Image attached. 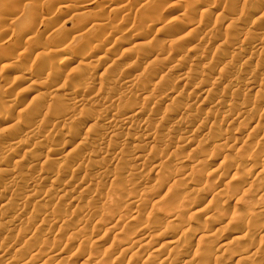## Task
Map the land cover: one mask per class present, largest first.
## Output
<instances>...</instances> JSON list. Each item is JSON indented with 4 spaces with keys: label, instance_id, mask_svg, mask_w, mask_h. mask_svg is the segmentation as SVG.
I'll use <instances>...</instances> for the list:
<instances>
[{
    "label": "rangeland",
    "instance_id": "obj_1",
    "mask_svg": "<svg viewBox=\"0 0 264 264\" xmlns=\"http://www.w3.org/2000/svg\"><path fill=\"white\" fill-rule=\"evenodd\" d=\"M191 1L192 2L196 1L198 3V7H201L200 8L201 10L207 9L208 8L207 6H209V5H211V6L215 5L217 9H216V11H214L213 14L202 19L203 20V22H202L201 19H199V17H198L199 16L197 14L198 12L193 13L194 12L193 7L195 5H197L196 2L194 4V2L192 3ZM154 3H157L158 5L157 4L155 5ZM260 3H261V5H260ZM263 3H264V0H225V1L224 0H158V2H157V0H156V2H155V0H65V1L64 0H0V19H1L0 20V46H3L6 44L5 46L0 48V114L5 116V117H7V114H9L7 118H9V121H11V122H7L5 125H2V126L0 124V131H1L0 132V143H1L0 144V161L4 157L5 160H2L1 162H3V161L6 162V163L4 162L5 164H2L0 162V165H1L0 166V171H1V173H0V187L4 188V190L0 188L1 192L3 191L2 193L0 192V215L3 214L2 215L3 217L0 216V224L4 223L3 227H1V225H0V257H1L0 258V264H8L9 261L7 262V259L15 260L14 257L17 258L18 254L21 255L18 258H20V257H26L27 258L28 257V259H29V256L32 254L31 255L32 257H30V258L32 261H34V263H35V259H33V258H36V261L40 260V261L36 262L35 264H40L44 258L46 259V257L49 258L50 261L51 260L54 261L56 259L55 262H52L54 264L55 263L56 264H65L66 261H64V258H66L67 254L75 252L76 250H79L78 252L82 251L81 253H82L83 258H86L89 255V252H90V254H92V256L89 255V257L91 256L90 261L92 260L91 263L89 262V264H107V263H110V264H126L129 255H127V254L122 255V256L119 255V258L118 257L113 258L114 256H112L108 253H107L108 255L104 254L103 249L107 248V247L114 248L120 240H122V241L130 240V244L138 242V241L134 242V240H136V239L138 240V238L136 236H137V234H140L141 231H139L140 233L139 232L137 233L136 232L137 230H135L134 231L135 233L132 232L134 234L129 233L130 236L134 235V238H133V236L130 237L128 235V233H127L128 229L124 230V228L126 229V227L128 228L129 226H125V225H124V227L122 226V224H124V223L129 224V222H131L130 224H132V225L134 224L135 227L137 225L139 227V226H141V224H142V226L140 228H145L146 226H147V228L151 227L150 228L151 234L148 236H150V239L155 237V238H153L154 241H152L153 244H155V246H157V243H159V244L163 243L164 244L165 241L168 242V241L174 240V242L175 241L177 242V245H180V246H178V248L179 247L182 248V246L185 247L186 246L185 244H186V241L188 240V238H185V237L181 238V237H177L175 235L169 236L168 238H170V239H168L166 237L167 236L166 234H168V230L172 229L173 225L169 224L167 230L162 229V228H160V230H159L156 228L157 223L153 225V227L155 226L154 228L152 227V224H151V223H153L151 221H155L157 219L156 221L158 222L159 220H161V219L163 220L164 218L168 217L175 210V208H174L175 206H176V208H178V211H180L182 213L183 211L181 210L180 205L183 202L184 203L182 205L184 206V204H185V206L182 207V209L184 210L186 208L184 211H185V213L187 212V214L190 210H193L195 208H197V209L203 208V210H205L204 208H208L205 210L204 213H206V214H203V217H201L199 219L197 218V220L199 222H195V223L196 224L198 223V225H200V222H202V221H204L202 223L209 222V219L212 218L210 215H212L213 217H217V219H219V220L222 218L221 220L222 221L225 220V222L227 220H230L229 218L232 217L231 218L232 220H230V221L231 222L234 221V225L230 221H229V223H231L232 225L229 224L227 221V225L223 224L222 226H220V225L219 226H215V225L211 226L210 230H208V232H206V234L204 236L205 239H203V237H202V239L200 238V240L197 242V244L196 245L194 244V246L191 248L190 254H192V256L195 255L196 253H197L196 255L198 257L201 256V260L197 256H193V260L191 262L192 264H194V263L195 264H198V263L201 264L200 262L204 259V258H202L203 254L207 257V255L209 256L212 253L213 254L211 256L212 257L215 256L213 259L217 264L218 263L219 264H226V262L228 263L229 261H227L226 259H228V260L232 259L234 264L236 263V261L238 262V264H264V222H262V221H264L263 220L264 219V211H262V210H264V192H262V190L260 191L259 189L257 191V188L256 189L254 188L257 192L253 191V189H250V190H252L250 192L248 189H247L248 191H246V189H245V191H246V192H244L245 196H246V194H248L247 195L248 197L250 195H252L251 197H249L251 199H248L247 196L244 197L242 195V193H243L242 191H238V189L240 190L242 188L241 184H243L241 181V177L238 178V176L244 175L243 177H245L247 173L255 172L259 168L264 166V158H263L264 157V153H263L264 148H262V147H264V139H261V138H264L263 137L264 136V129H263V135L261 132H258L259 134L255 133L257 136H255V134L252 136V131H251L253 129L252 127H255L257 124H260L257 126H261L262 124L264 125V121H263L264 120V111H263V109H264V105H263L264 104V101H263L264 100V26H263L264 25V23H263L264 22V19H263L264 18V16H263L264 15V13H263L264 9L260 8L263 5ZM84 4H86V5H84ZM87 4H88V6H87ZM98 4H99V6H98ZM193 4H194V6H193ZM64 5H66L67 7ZM84 7H86V8H84ZM100 7L102 8L101 13L103 15L99 11V10H101ZM235 7H236V9H235ZM240 8H241V12L239 11ZM89 9H91V10H89ZM231 9H233L234 11L233 10L231 11ZM255 9L256 10L258 9V10L255 11V14H254ZM235 10H238V11H235ZM35 12H37V13H35ZM148 12H150L151 15ZM193 14L195 16L196 15H198V16L195 17ZM41 16H42V18H41ZM151 16H152L153 21L151 20ZM94 17H95V19H94ZM91 18H92V20H91ZM99 18H102V19H99ZM187 18H189V19H187ZM193 18H196V20L198 18V20L186 29L181 28L183 26V24H185L187 21H189ZM241 20H243V21H241ZM43 21H45V22H43ZM232 22H234V23L232 24ZM228 23H230L231 26ZM236 23L238 24V26ZM91 24L94 25L93 28H91L92 27ZM226 24H228V25H226ZM97 26H98V28H97ZM82 27H83V29H82ZM88 30H89V32H88ZM80 31L82 33H80ZM171 31H172V33H171ZM173 32H174V34H173ZM185 32H187V33H185ZM102 33H105L106 35L104 36ZM169 34H171L172 37ZM212 34H214V35H212ZM240 34H242V35H240ZM92 36L95 40L92 38ZM101 36H102V38H101ZM168 36H170V37H168ZM212 36L216 39H219V40L212 39ZM236 36H238V38ZM98 37H100V38H98ZM209 37H210V39H209ZM225 37H226V39H225ZM234 37H235V39H234ZM172 38H174V39H172ZM211 39H212V41H211ZM236 39H238L239 41ZM169 40H170V42H169ZM119 41H123V42H119ZM145 41L147 44L143 43ZM217 41H220L221 43L217 42ZM89 43H91V45ZM138 43H139V45H138ZM222 43H223V45L225 44L226 46H222ZM228 43H231V44H228ZM232 44H234V45H232ZM235 44L239 45V47ZM195 45L197 48L198 47L200 48V49H198V51H196V53H194V51H193L194 50L193 47L196 48ZM231 45L235 46V47H233L235 49L230 48ZM155 46L157 47L158 50L155 48ZM160 47H162V48H160ZM2 48H4V50H1ZM190 48H192V49H190ZM108 50H109V52H108ZM201 50L204 52H201ZM85 51L86 52L90 51L92 53V55H91L92 59H90V61H89V59L86 60L83 58ZM188 51H190V52L188 53ZM168 52H169L170 56L168 55ZM175 52L177 54H179V59L182 58L181 62H180V60H178V63L180 62L179 64L177 62H173V60H172V57L176 54ZM163 53H164V57H163ZM201 53H202V55H201ZM144 54L151 57V58L148 57L146 59L147 64L145 66L140 65L141 60H143ZM224 55H226V57ZM65 56H67L66 58L69 57L70 59H72V64H68V65L63 64V66L67 67V68L63 67L64 68L63 69L62 64H61V63H63V61L61 62L60 59L63 60ZM98 56L100 58H101V56L104 57L105 60H104V58L100 60V58ZM78 57H79V59H78ZM106 58H107V60H106ZM156 58H157V60H156ZM74 59H75V61H74ZM59 62H61L60 63L61 65L59 64ZM84 62L86 65H88L87 67L85 66ZM79 63H81L82 65ZM189 63H190V65H189ZM177 64L178 65L181 64L180 66H183V68L181 70L182 73L181 72L177 73L178 72L177 66H175ZM192 64H193V66H192ZM137 65H138V67H137ZM206 65L207 66L209 65L208 69L206 68ZM184 66H185V68H184ZM195 66H197V67H195ZM210 66H211V71L209 68ZM90 67H92V68H90ZM191 67L193 69H190ZM94 68L97 69V71H98V69L100 71H98V73H97L96 70H93ZM205 68H206V71H205ZM54 70H56V71L58 70L60 72V74H59V72L57 73L58 75L56 74L57 80L56 79H48V82L50 80V83H48L46 81V78H44L45 73H47L48 71L52 72ZM87 70H89V71H87ZM80 71L81 72L83 71L82 74H86L85 72H87V74L92 75L93 76L92 82H90L89 84L84 83L82 81V79H80V78H82V74ZM91 71H93V72L90 74ZM95 71H96V73H95ZM54 72H52V73H54ZM218 72L226 75V76L224 75V77L219 81V83H218V81L214 80V77ZM166 73H167L166 77H168V79L170 76L169 81L167 79L165 80V78H166L165 74ZM203 73H205V74H203ZM77 74L80 75L81 77H79ZM168 74H169V76H168ZM177 74H178V77L180 76V78H182V77L183 78L178 80V77L176 76ZM181 74L183 76H181ZM41 76H43V78H41ZM95 76H96V78H95ZM127 76H128V78H127ZM162 76H164V78ZM187 77H189V78H187ZM234 77H236L237 80L239 81V84L236 85V87L239 86V88L237 87V89H236V87L231 88V84H230V82H228L229 79H231V78L234 79ZM121 78H122V81H121ZM33 79L35 81H37L36 83L39 82L38 85H40V83L44 79L45 81H43V83H41V85H40L41 87H43V86L44 87L40 88V86H37V84L34 83L35 81ZM125 79L127 81H125ZM54 80H56V81H54ZM161 80H163V81H161ZM184 80H185V82H184ZM30 81L31 82L34 81V82L31 83ZM51 81L55 82L54 85H51V84H53ZM124 81H125V83H123ZM156 81L157 82L159 81V83L156 84ZM240 81H242V82H240ZM44 83L46 85H44ZM161 83H163V84L161 85ZM200 83H202L203 85ZM34 84L36 85V87ZM63 84L66 85V87L63 86ZM72 84H73V89H72ZM130 84H131V86H130ZM80 85L81 86L83 85V86L80 87ZM75 86H78L77 89H79V87H80V89H82V90L88 89V91L86 90L87 92L83 93V95L80 97L81 94L75 95L72 91L75 89L74 88ZM108 86H109V88L111 86H114V88H115V86H116V90L110 89L111 90L110 91L108 89ZM158 86H160V87H158ZM50 87L53 88V91ZM58 87H60V88L58 89ZM38 88H40V89L38 90ZM143 88L144 89L149 88V89L143 90ZM152 88L154 91L151 90ZM160 88L162 90H159ZM248 88L250 89L249 92H247ZM56 89H58V90H56ZM98 89L100 90L99 94H98V91H99ZM103 89H105V91ZM163 89H166L167 91L163 90ZM259 89L262 91V93H261V91L260 92L258 91ZM35 91H37L38 93L41 92L40 96L42 97V99L39 97V94H37V92H35ZM145 91L146 92L149 91V92L145 93ZM170 91H172V93ZM34 92H35L36 96L33 97ZM105 92H107V93H105ZM111 92H113V93H111ZM141 92L143 93L141 95V98L137 97L139 94H141ZM254 92H255V94H253ZM167 93H171V97H166ZM93 94H95L96 96ZM246 94H247V96H246ZM37 95H38V97H37ZM88 95H92L93 98H91V96H88ZM126 96L128 99L127 98L125 99ZM151 97H153L154 99L152 98V100H151ZM175 97H177V99ZM87 98H89L91 100L88 99L86 101ZM97 98L99 100H95ZM129 98H131V99H129ZM172 98L173 99L175 98L176 100H178L179 103L174 104V102H172L174 105L170 104L171 103L170 101H172ZM68 99L70 101L81 100V102H82L81 104H84V105L81 106V104H79L77 107L73 108V107H71V105H68V102H70V101H67ZM82 99L84 101H82ZM201 99H203V100L206 99V100L203 102V100H201ZM187 100H195V102H200V103H197L196 105L195 104L188 105L190 103L187 104ZM207 100H209V102ZM212 100H215V101L217 100L216 102H218V105H217L218 107L217 106L216 107L211 106ZM62 102L64 105L61 104ZM127 102H129V105ZM133 103L136 105V107L133 108L134 110L132 109ZM181 103H182V105H181ZM57 104H58V106H57ZM59 104H61V107H59ZM124 104H127L128 107H127V105H124ZM62 105H63V107H62ZM66 105H68V106H66ZM109 105H112V106H109ZM176 105L178 108H179V105H180V107H183V108L182 109L179 108V110H178ZM64 106L67 107V108H65L66 110H68V111H69V109L71 110V111H69L70 115H69V113H67L68 111L66 112V110H64ZM103 106H104V108L108 109V111L105 113L106 120L103 118L105 116L102 115L99 118L98 113L95 112L96 109H97V112H99V109H102ZM125 106L127 107V109ZM173 106H175L176 108ZM250 107H252V108L254 107L255 109L254 108L249 109ZM55 108H58V109L61 108L60 109L61 112L58 109H57L58 110L57 111ZM129 108H131L130 109L131 111L128 110ZM164 108H166L167 110ZM152 109L155 112L158 111V113L157 112L155 113ZM169 109H170V111H169ZM124 110L128 111V112H125ZM252 110L253 111L256 110V112L253 113ZM52 111H53V116H55V114L56 115L58 114L57 116L65 115V116H61V118L59 117L58 119H59V121H60V119L62 121L63 118L65 120L68 119L66 124H65L66 127L60 125V127L61 126L62 127L59 128V125L57 127L55 125H53V122H51L53 120H51L52 118H50L52 116V113H51ZM54 111L58 112V113L54 114ZM62 111L65 113H63ZM135 111H137V112L140 111V112L138 114ZM223 111H224V113H223ZM243 111H247V112L251 111V114L252 113L254 114V115L252 114L253 115L252 118L254 119V121L249 114L248 116L251 119H249V118L246 119V122H247L246 123L245 118L240 116V114L242 115ZM48 112H50L51 116ZM73 112H76V113L73 114ZM92 112H94V113H92ZM228 112H229V117L225 115V114H228ZM46 113H48L47 115L49 117H47V118H48L49 122L47 121ZM127 113H135V118H134L135 120L132 119L134 122L131 120L132 123L131 124L129 123L131 125V127L129 125L121 126L120 124H118L119 129L116 130L117 127H113L110 124V122H112L113 120H118V121H120L121 119L123 120V117H126ZM148 113L149 114L151 113L149 117H148V115H149ZM43 114H45V116ZM85 114L87 116H88V114H90L89 116H91V117H92V115L95 114V117L97 116V118H99V119L96 118L97 122H95V124L89 126L90 129L87 126L83 125V121L86 119L85 117H87V116H85ZM156 114H157V116H154ZM260 114H262V115H260ZM1 115H0V117H2ZM68 115L70 117H68ZM235 115H237L238 118H234ZM41 116L45 117L46 120ZM179 116L181 117L182 122H180ZM254 116H256V117H254ZM113 117H116V118H113ZM139 117H142V118H139ZM185 117H186V119H185ZM72 118H74V119H72ZM92 118H94V117H92ZM143 118H144V121H143ZM10 119H12V120H10ZM101 119H102V121H101ZM136 119H137V121H136ZM148 119H150V120H148ZM184 119H185V121H184L185 123L183 122ZM108 120L110 121L109 123H108ZM187 120H189V121H187ZM186 121L188 124L186 123ZM103 122H105V123H103ZM11 123H13V124H11ZM96 123H98V124H96ZM165 123H166V125H165ZM48 124H52L53 126L48 125ZM80 124H81V126H80ZM82 125L84 126V128L82 127ZM188 125L190 127L189 129L187 127ZM99 126H101L102 128ZM108 126L109 127L112 126V127L109 128ZM1 127H3V128H1ZM4 127H7V128H4ZM31 127L33 129L29 130ZM54 127L56 129L53 130L52 128H54ZM193 127L195 129L197 127L200 128L201 133L199 132L200 134L197 133L195 136L193 134L191 135V132H193V130H194ZM11 128H14L15 131ZM131 128H133L132 132H131ZM169 128H170V131L168 130L169 131L168 132L167 129H169ZM4 129H6V130H4ZM44 129H46V130H44ZM57 129H59V130H57ZM101 129L103 130V132ZM107 129L109 132L107 131ZM112 129H115V131ZM147 129H149V130H147ZM183 129L184 130L187 129L186 131L188 133L186 131H184ZM11 130L13 133L14 132L18 133L21 130L19 132V136L17 133H16L17 135L15 134V136L18 137V138H16V141H17L16 146H18L20 149H18V147H17L18 150L16 151L15 155L13 154V157H10V156H12L11 155L12 153L10 152L9 149L7 150V148H9V146L12 147L10 145L11 143L15 144V142H13V140L15 141L14 134L12 132H8ZM16 130H18V131H16ZM104 130L106 131V133ZM150 130L152 131V133ZM156 130L158 133L156 132V136L153 137L152 135L155 134L154 132ZM162 130H164V131H162ZM70 131H71V133H70ZM86 131H87V133H86ZM148 131H149V133H148ZM181 131H183V132H181ZM235 131H237V132L242 131V138L243 139L245 138L244 135L247 136L246 137L247 139L245 141L247 143V146L244 145V146H246L245 147L246 149H244L245 150L244 152H241V151H243V148H242V150H241V148L238 149V146L235 147V149H233V150H229L228 152L224 151V153L222 151H219L218 148L213 147L214 146L213 144L217 143L218 140L220 142V140L225 138L227 135L235 134L236 133ZM54 132L56 133L55 135H54ZM72 132L73 133L77 132L75 134L76 135L78 134L80 136L75 137V134L72 135L73 134ZM88 132H89V134L91 133L92 138L89 137ZM97 132L99 133V135ZM170 132H171V134H170ZM95 133L97 136L95 135ZM100 133H101V135H100ZM132 133H133V135H132ZM147 133L148 134L151 133L150 138H152V137L153 138L150 139L149 136H148V138H145L144 136H141V138H139L140 135H144ZM164 133H166L167 135ZM183 133L187 134V135L190 134L192 137L184 135ZM246 133L250 137L249 140H248V135ZM249 133H251V134H249ZM31 134H33V135L35 134V135L32 136ZM84 134L85 135L87 134L86 138L89 137L91 140H89V138H88L87 140H85L88 143H86V144L79 143V144H81V145H79L76 142L79 138L81 139V137H83V139H84L85 138ZM157 134H159V136ZM161 134L163 135V137H164V135H166L165 138L166 137H168V138H166V139L163 138V140H162V136H160ZM168 134H170V136ZM68 135L71 137H69ZM103 135L106 138L101 137ZM110 135H113V136L111 137ZM6 136H7V138H6ZM67 136H68V138H67ZM9 137L10 138L12 137V139L10 140ZM72 137L73 138L75 137L77 139L74 140ZM142 137L145 138L146 140L144 139V141H141L140 139H142ZM159 137L162 140V141L161 140L160 141L164 144L166 143L167 146L166 145L164 146L162 143H160ZM179 137L180 138L182 137V139H183L182 143H181L182 139H180ZM188 137H189V139H188ZM205 137H206V139H205ZM3 138L5 139V141H8L6 139H9L11 141V143L8 141L9 142V144H8V142H5ZM70 138H71V140L72 139L73 140L71 141ZM95 138H97V141ZM98 138H101V139H98ZM110 138L112 141L108 140ZM155 138H157V141L159 143H155L156 142ZM147 139H149L150 141L152 140L151 143L152 144L154 143L153 145L157 144L156 146L158 148H159V146L162 149H163V147L164 148L166 147V149L169 148L167 150L164 149V152H165V150L167 151V152H165L166 154L164 153L165 155L163 154L164 159H162L161 155L157 156L158 151L156 152V150H155V152H154L153 149L152 150L145 149L146 146H144V145H146L147 143H150V141H148ZM192 139H194V140H192ZM66 140L67 141L69 140V142L71 141L72 144L71 143L70 144L73 146H71L69 144V142H67ZM165 140H167L168 142H166ZM206 140H207V143H206ZM24 141L26 143H28L30 141V143H28V145H27ZM37 141H38V143H37ZM101 141L104 143H102ZM187 141H190V142L187 143ZM23 142L25 143L27 148L23 145L24 144ZM60 142H61V144H60ZM63 142H64V144H66V143L68 144L66 146V148H64ZM98 142L99 143L101 142V144H100L101 148H100L99 144L97 145ZM200 142H202V144H200ZM54 143L57 145L56 147H55ZM57 143L60 145H58ZM18 144H20V145H18ZM75 144L76 145L78 144V145L74 148ZM83 144H84V147H83ZM135 144H137L138 146ZM6 145H7V148H5ZM31 145L33 146V148H30ZM88 145H89V147H88ZM141 145H142V147H144L143 149L141 148ZM3 146H5V147L3 148ZM52 146L59 151L56 152L57 150L52 148ZM59 146L64 148V150L61 147L59 149L58 148ZM69 146H71V147H69ZM132 146H134V147H132ZM136 147L137 148L140 147V149H142V150L145 149L146 152L144 154L142 153L143 155L141 154L142 157L140 155L141 161L140 162L138 161V162L141 164L136 165V167H135V165H133L129 161L131 160L132 153L134 152L133 148H136ZM248 147H250V148H248ZM47 148L49 149V151H46V150H48ZM76 148H79L78 149L79 152H77L78 150ZM52 149H54L55 152ZM70 149H73L74 151H72ZM97 149H98V151H96ZM100 149H101V151H100ZM119 149H121V150H119ZM176 149L179 150V153H181V152L182 153L177 155L176 151H178V150H176ZM62 150L65 152H63ZM66 150L71 151L72 154L70 152L68 153V151H66ZM52 151L55 154L58 153L57 154L58 156L55 155ZM95 151L98 152L96 155H94V153H96ZM23 152H25V153H23ZM48 152H50V153H48ZM90 152H91V154H90ZM99 152L101 154H99ZM116 152H120V153L116 154ZM170 152H172V153H170ZM62 153L63 154L65 153V158H64V156H62L63 155ZM79 153H81L82 155ZM67 154H69L70 157L67 156ZM74 154L75 155L77 154V156L79 155L78 156L79 160H78L77 156H75V157L73 156ZM83 154H84V156H83ZM109 154H111V155H109ZM168 154H170V155L173 154V155H171V157H169L170 155H168ZM34 155L37 156L39 160H37ZM92 155L95 157H93ZM97 155H98V157H97ZM152 155H154V156H152ZM180 155L185 157V159L182 157L183 161L181 162V167H179V168L184 170V171L182 170L183 174L187 173V174H185L186 176L188 175V173H190V175H189L190 178L188 177L186 179V176L184 175V178H185L184 179L183 174L181 176V179L179 176H177V177L174 176L175 179L177 178L181 182L180 183L181 187L179 188L180 189L179 190V189H177L180 186L179 183H177L178 180L176 179L177 181H175V179L173 177H171V179H169L170 177L168 175L171 172L169 170L166 171V170H161V169H163V168L169 169V168L164 167V166H167L169 163L171 164V162L175 163V160ZM39 156H40V158H39ZM66 156L69 158H66ZM71 156H72L73 160H75L74 162L72 161ZM175 156H176V158H175ZM243 156L246 158H244ZM33 157L37 161L35 159H33ZM57 157H60V158L58 159ZM81 157L82 158L85 157V160H83ZM91 157H93V158H91ZM119 157H120V160H119ZM202 157L205 159H203ZM222 157H223V163L222 162L221 163H222V165H225L224 168H223V166L220 167L221 166L220 164L218 165V163L222 160ZM46 158H48V160ZM61 158H63L65 161ZM75 158H77V159H75ZM153 158H154L153 161L157 162V163H154L152 161ZM155 158H157V160H155ZM195 158H197V159L195 160ZM44 159H45V161H44ZM68 159H70L71 161ZM87 159H88V161H87ZM149 159H151V160L148 161ZM201 159H203V161ZM244 159H245V161H243ZM56 160H58V162H60V164L58 162H55ZM99 160L102 162L100 163ZM104 160H105V163L107 160L106 164L104 163ZM41 161H42V165L40 163ZM76 161H78V162H76ZM92 161H93V163H92ZM96 161H99V163L101 165L99 166V164H97L98 162H96ZM158 161H159V163H158ZM191 161H196L198 163V165L192 166L193 162H191ZM198 161H201V162L199 163ZM30 162H31V164H30ZM35 162L38 164L36 165ZM51 162H53V163H51ZM61 162H64V163H61ZM66 162H67V166L72 164L71 162L75 163V165L72 164L74 166L70 165V167L69 166L66 167V164H65ZM94 162H96V163H94ZM202 162H204L206 165L204 166V169L200 170L201 167L199 165ZM19 164H20V166H19ZM63 164H65V165L63 166ZM108 164H109V166H107ZM32 165H34L36 167H34ZM161 165L163 168H161ZM169 165H168V167L171 166V165L170 166ZM102 166L103 167L107 166V167L103 168ZM133 166H134V168H133ZM178 166H180V163ZM189 166H190V168H189ZM201 166H202V164H201ZM101 167H102V169H99ZM128 167L129 168L131 167L132 170H131V168L129 169ZM153 167L156 170L152 169ZM157 167H159V168L157 169ZM192 168H193V170H195L196 168H198L199 170L196 169L197 171L195 170L196 171L195 172V171L191 170ZM104 169H106V170H104ZM232 169H234V171H236V169H237L236 174ZM30 170H33L34 173H31L32 171L30 172ZM95 170H97V171H95ZM158 170H160V171H158ZM94 171L97 175L94 173ZM100 171H101V173H100ZM164 171H166L167 174L164 173ZM207 171H211V173L206 174ZM27 172L29 175L27 174ZM123 172H124L123 176H125V177L119 175V174H122ZM194 172L196 173V175L201 174L200 177H199V175H198V177L194 176L195 175ZM24 173H26V174H24ZM88 173H90V174H88ZM91 173H93L92 179L89 176V175H91ZM232 173H234L235 175ZM237 173H238V175H237ZM203 174L205 176H203ZM219 174H220V176H219ZM26 175H28V176H26ZM166 175L168 176L167 178H166ZM191 175H193V176H191ZM236 175H237V177H236ZM87 176H89L90 178L86 179ZM118 176L123 177V179L124 178L125 179L124 180L122 178L120 179ZM201 176L204 179H202ZM29 177H30V179H29ZM40 177H41V179H40ZM97 177H99V178H97ZM113 177H115L116 179ZM193 177H195L194 178L195 180L197 179L196 185L194 183L195 181H193L194 179L191 180ZM20 178H21V180H20ZM25 178L27 181L25 180ZM80 178H83V179H80ZM93 178H94V180H93ZM155 178L158 180V182H161L164 180H165L164 183L168 182L165 184L170 186L169 187L170 189H167L168 191L166 189H163L164 191L160 190V192L155 191L156 189L152 188V183H153L152 181H154V180L157 181ZM14 179L19 180V181H15ZM23 179H24V181H23ZM189 179L191 180V182L192 181L193 182L191 183ZM237 179H240L239 180L240 186L238 185L239 181H237ZM159 180H161V181H159ZM203 180L206 182V184ZM5 181L9 186L5 185L6 184ZM12 181H13V183L16 182L15 186L11 185ZM74 182L78 186L75 185ZM78 182H79V184H78ZM88 182L89 183L91 182L93 184H89ZM104 182L106 184H104ZM120 182H122V183H120ZM198 182L204 183V184L203 183L200 184L201 186L205 185L204 186L205 188H203L204 192L201 189V186L198 185L199 184ZM3 183L5 186L2 185ZM188 183H190V184L188 185ZM16 184H18L19 187L16 186ZM124 184H126V186H128V188H126V186ZM129 184H131V185H129ZM170 184L173 186L177 185L178 187L176 186L177 188L176 187L171 188ZM182 184H184V185H182ZM104 185H106V186H104ZM100 186H101V188H100ZM102 186H104V187H102ZM112 186L114 188H116V187H118V188H116L114 191V188ZM122 186H124V188ZM193 186H194V188L197 187L195 189V193L200 192V193H198L200 196L194 194V188L192 191L193 193L192 192L190 193V191L192 190L191 188ZM6 187H7V189H6ZM132 187H134V188H132ZM147 187H149V189ZM198 187H200L199 190H202V192L199 190L197 191ZM239 187H241V188H239ZM80 189H81V191H78ZM122 189L124 191H127V192H123ZM132 189H133V192H132ZM176 189L179 191H177ZM5 190H7V191H5ZM84 190H85V192H84ZM173 190H174V192H173ZM186 190H189V191H186ZM113 191L116 193L115 195H114ZM121 191L123 193H125L126 197L121 196V195H123ZM130 191L133 194H131ZM165 191L170 193V196L175 193V195L171 196L170 201H172V199L176 196V194H179V193L180 194H179V197H178V195L176 196V201H172V202L165 201L164 202V200L166 198L165 196H167V195L169 196V194ZM226 191L236 192V195H237V198L235 199L237 201H235L234 199H231V201L230 200L228 201L227 205L222 207L227 212L225 210H223L222 208H217V207H219V205L215 204V203H218L220 201V200H218L219 197H222L223 199L225 198L224 200L228 199L227 198L228 196L225 197ZM155 192L158 194H154ZM240 192H241V194H239ZM247 192H249V193H247ZM259 192L260 193L262 192L263 194L262 193L259 194ZM164 193H165V195H164ZM184 193H185V195L186 194H188V195L184 196ZM30 194H32V196ZM130 194L133 195L134 197L137 196L136 199L133 196H132L133 198H130L131 197ZM191 194H193L195 196H193ZM78 195H80L79 198H78ZM92 195L94 197H96V196L97 197L94 198ZM116 195H117V198L119 197L118 199L116 198ZM147 195H149V196H147ZM189 195H191V196H189ZM201 195L202 196L204 195V196L202 197ZM101 196H102V198H101ZM112 196L113 197L115 196L113 198V200H112ZM160 196H162V197H160ZM187 196H188V198H187ZM240 196H243L244 198L243 197L240 198ZM144 197H145L146 201H143V202L139 201L140 198H142V200H143ZM184 197H186L187 199L185 200ZM196 197L198 199H200L201 202H202V198H203V202L201 203L200 200L198 201V199ZM211 197H213L212 199L214 201H210ZM93 198H94V200H93ZM126 198H128V199H126ZM163 198H164V200H163ZM180 198L183 202L180 200ZM183 198L185 201L183 200ZM189 198L191 199V201ZM193 198L195 201H193ZM242 198L249 200L248 201L249 205L247 204V206H246L247 202L245 201V204H244L243 203L244 200ZM8 199H9V202H8ZM114 199L118 200V202ZM125 199L128 202L127 201L125 202ZM130 199H133V201H134L133 204H132V200L130 201ZM196 199L198 202L196 201ZM71 200H73V201H71ZM136 200H138V201H136ZM174 200H175V198H174ZM89 201H90V203H89ZM94 201H95V203H94ZM156 201H157V207H156ZM91 202H93V206L96 205L97 207L96 206L93 207ZM111 202H113L112 205H109V204H111ZM116 202L117 203L124 202L123 204H126V205H124L126 207L129 204L128 207L124 210V212L121 213V216L123 218L116 225L118 228H116V226L113 227L112 225H110V224H112V222L109 223V221H108V220H110V216H112L111 219H113V217H114L113 216L114 215V213H113L114 207H110L111 208L110 209L109 206L116 205L117 204ZM129 202H131V203H129ZM139 202H142L143 205H141L142 203H139ZM163 202L166 206L163 204ZM166 202L167 203L169 202L168 204L170 206ZM192 202H193V204H192ZM207 202H209V203H207ZM4 203H6L5 204L6 206L3 205ZM7 203H9V204H7ZM114 203H116V204H114ZM200 203H201V207H200ZM196 204H198V205H196ZM210 204L213 208V211L215 210L214 212L212 211ZM214 204L217 207H215ZM60 205H61L62 209H61ZM84 205H86V206H84ZM193 205H195L196 207ZM88 206H92L90 209L92 210V208H93V210L91 211L88 208ZM153 206H155L156 208ZM160 206H161L162 210L159 209ZM8 207H9V209H7ZM75 207H76V210H75ZM77 207H79V208H77ZM138 207H140L141 209H139ZM63 208H65V210ZM72 208H74V209H72ZM87 208H88V210H87ZM112 208H113V211H112ZM172 208H173V211H171ZM1 209H2V212H1ZM77 209H79V210H77ZM209 209H211L212 212L208 211ZM70 210H73L74 212L70 211ZM89 210H90V212H89ZM137 210H139V211L141 210V212H139ZM186 210H189V211H186ZM42 211L47 213V214H45L46 215L45 218L41 217V216H44V212H42ZM66 211H68V212H66ZM98 211L100 214L97 213ZM221 211H223V212H221ZM256 211H258V212H256ZM105 212H107L109 215L110 214L111 215L109 216ZM132 212L141 213L140 218L138 217L139 219L138 218L133 219L134 217L131 216ZM39 213H41L43 215H40ZM67 213H70L71 215H69ZM168 213H170V214H168ZM185 213L183 212V214H184L183 217L181 216L180 219H178L177 221H174L176 223V225H179V226L181 225V227L183 226L185 229L188 228L187 229L188 231H189L191 226L192 227L195 226L198 229L199 226L194 225L195 223L193 222L194 219H195V221H197L196 218H192L193 220H189V218L186 216L187 214H185ZM37 214H39V215L36 216ZM58 214H60L61 216ZM14 215H17V216L15 217ZM98 215H101V216H98ZM107 215H108V217H107ZM220 215H221V217H220ZM225 216H226V218H225ZM17 217H18V219H17ZM37 217L40 220L44 219V221H48V220L53 221L54 220V221L58 222L57 223L58 226H61V227L50 229L48 227L50 221H48V222H46V224H44V221L38 220ZM106 217H107V219L108 218L109 219L107 220ZM185 217H186L185 220L187 221V223H189L188 225H186L185 220L183 221V219ZM244 217H245V220L243 221L241 218L244 219ZM11 218H12V220H10ZM187 218H188V220H187ZM203 218L205 220H203ZM235 218H236V220H235ZM251 218H253L254 220ZM103 219H104V222L107 220L108 223H106L107 225H104V227L103 226L99 227L100 229L97 228L99 230L98 231L94 227L97 223H99V221H103ZM237 219H238V221H237ZM63 220H65V221H63ZM59 221L61 224L59 223ZM189 221L191 222V225H190ZM242 221H243V225H246L248 228H246V229H245V227L242 228ZM8 222H11V223H8ZM63 222H64V224H63ZM146 222H147V224H146ZM174 222H171V224H173ZM254 222H255V225H254ZM247 223H248V225H247ZM11 224H13V225H11ZM108 224H109V226H108ZM149 224H151V225H149ZM175 226L173 227L174 230L176 228ZM186 226H187V228H186ZM256 226H258V227H256ZM92 227H93V230H92ZM110 227H113V230L107 229ZM219 227H221L222 229H220ZM223 227H224V229H223ZM48 228H49V230H48ZM131 228H133V227H131ZM131 228L129 227V229H130L129 232H131V230H132ZM155 228H156V231H155ZM217 228H218V230L219 229L220 230L218 231ZM230 228H231V230H229ZM86 229L92 232L91 233L92 238L90 237L91 238L90 241H92V243L95 242V244H96V247H94L95 249L92 252L89 249L88 243L86 245L81 244L78 246L69 238L67 240V237H68L67 235L69 232L78 230L75 233L77 234V232H78V235H80V234H83L84 232H86L87 231ZM120 230L122 232L121 234H120ZM152 230L154 232H152ZM195 230L196 229L194 228V231ZM240 230L242 231L241 233L238 232ZM125 231H127V232H125ZM161 231H162V233L164 232V234H165L164 237L162 236ZM166 231H167V233H166ZM170 231L169 232L172 233L173 230H170ZM191 231H193V228H191V230L189 231L190 234H192ZM232 231H234V232L232 233ZM245 233L248 236H246ZM124 234L129 239H125L126 237H124L125 236ZM135 234H136V236H135ZM155 234L157 236H155ZM190 234H188V235H190ZM211 234H213V235H211ZM250 234H252V235H250ZM151 236H152V238H151ZM161 239H163V240H161ZM251 239L252 240L254 239L257 243L255 242V243H253L254 245L253 244L251 245V243H250V242H252ZM183 240L185 242H183ZM39 241H41V243ZM32 242L33 243L34 242L39 243V244H41L40 246H43V247L42 248L40 247V249L38 248L36 251L34 250L33 252H31L30 251V250H32L31 247L34 245ZM180 242H182V243L180 244ZM203 242H204V244L208 243V244H206V246L210 244L209 246H212V247H210L211 249L209 248V250L207 251V248L209 246L205 247V245L202 244ZM72 243H74V244H72ZM183 243H185V244H183ZM43 244H45L46 247ZM214 244L216 246L219 245V249H216ZM222 244H224L225 246H223ZM256 244H258V245H256ZM166 246H167V244H166ZM226 246H227V248H226ZM253 247H254V249H253ZM194 248H195V250H193ZM224 248L226 251L222 250ZM80 249H82V250H80ZM249 249H250V251H249ZM51 250H52V252H54V255L52 254V252H50ZM244 250H246V251L244 252ZM214 251H216V252H214ZM254 251H256V253ZM27 252L28 253L31 252V253L28 254ZM46 252H49L50 254H47ZM59 252H61V253L59 255H56ZM145 252L150 253L149 250H146ZM252 252L255 255H253ZM34 253H36L38 256ZM174 253L175 252L170 253V256H168V257L164 256V259L166 260L165 262L160 261V263H159V262L153 261L152 259L151 260L146 259V260H142L141 263H138V264H143V263L144 264H157V263L158 264H161V263L162 264H170L171 262L175 263L179 260V257H181L182 255L180 252L179 253L181 256H179V253H176L175 255H174ZM209 253H211V254H209ZM214 253L217 255V257ZM24 254H25V256H24ZM1 255L4 256L5 258L7 256L6 260H5V258H2ZM34 255H36V256H34ZM45 255H48V256L45 257ZM164 255H167V253H164ZM223 255H224V258H223ZM239 255H241V257ZM192 256L189 255L190 258H192ZM218 256L220 257L221 260L218 258ZM247 256H248V259L251 258V260H248ZM59 258H61V259L59 260ZM237 258H238V260H241V261L239 262L237 260ZM1 259H3V261H1ZM170 259H173V260H170ZM216 259H218V260H216ZM112 260L114 261V263ZM157 260H158V258H157ZM199 260H200V262H199ZM9 264H12V263L10 262Z\"/></svg>",
    "mask_w": 264,
    "mask_h": 264
},
{
    "label": "bare ground",
    "instance_id": "obj_2",
    "mask_svg": "<svg viewBox=\"0 0 264 264\" xmlns=\"http://www.w3.org/2000/svg\"><path fill=\"white\" fill-rule=\"evenodd\" d=\"M64 1H65V0H64ZM224 1H225V0H224ZM155 2H156V0H155ZM157 2H158V0H157ZM191 2H192V1H191ZM191 2H190V3H191ZM193 2H194V4H195L196 1H193ZM193 2H192V3H193ZM218 2H219V1H218ZM262 2H263V1H262ZM262 2H261V3H262ZM59 3H60V2H59ZM106 3H107V2H106ZM109 3H110V2H109ZM159 3H160V2H159ZM192 3H191V4H192ZM261 3H260V5H261ZM81 4H82V3H81ZM154 4L156 5L157 3H154ZM188 4H189V3H188ZM194 4H193V6H194ZM196 4H197V5H195L196 7H195V6H194V7L192 6V7L194 8V9H193L194 12H193V11H192V12H193V13L198 12L197 14H198L199 16H198V15L195 16L194 14H193V15H194L195 17L198 16L199 19H201L202 22H203L202 19H204V18L208 17L209 15L213 14L214 11H216V9H217L215 5H214V6H213V5H212V6L209 5V6H207V7H208L207 9H205V10H201V9H200L201 7H198V3H197V2H196ZM255 4H256V3H255ZM82 5H83V4H82ZM84 5H86V4H84ZM89 5H90V4H89ZM96 5H97V4H96ZM108 5H109V4H108ZM152 5H153V4H152ZM155 5H154V6H155ZM157 5H158V4H157ZM64 6H66V5H64ZM64 6H63V7H64ZM87 6H88V4H87ZM87 6H86V7H87ZM98 6H99V4H98ZM154 6H153V7H154ZM161 6H162V5H161ZM234 6H235V5H234ZM66 7H67V6H66ZM66 7H65V8H66ZM68 7H69V6H68ZM81 7H82V6H81ZM86 7H84V8H86ZM139 7H140V6H139ZM156 7H157V6H156ZM35 8H36V7H35ZM82 8H83V7H82ZM95 8H96V7H95ZM100 8H101V7H100ZM185 8H186V7H185ZM188 8H189V7H188ZM233 8H234V7H233ZM260 8H261V9H264V3H263V5H262ZM109 9H110V8H109ZM109 9H108V10H109ZM148 9H149V8H148ZM148 9H147V10H148ZM154 9H155V8H154ZM235 9H236V7H235ZM37 10H38V9H37ZM55 10H56V9H55ZM63 10H64V9H63ZM66 10H67V9H66ZM89 10H91V9H89ZM150 10H151V9H150ZM155 10H156V9H155ZM190 10H191V9H190ZM232 10H233V9H231V11H232ZM257 10H258V9H257ZM257 10H256V9L254 10V14H255V11H257ZM59 11H60V10H59ZM61 11H62V10H61ZM99 11H100V13H101L102 8H101V10H99ZM99 11H98V12H99ZM183 11H184V10H183ZM233 11H234V10H233ZM235 11H238V10H235ZM239 11L241 12V8H240ZM261 11H262V10H261ZM31 12H32V11H31ZM87 12H88V11H87ZM155 12H156V11H155ZM240 12H239V13H240ZM35 13H37V12H35ZM38 13H39V12H38ZM107 13H108V12H107ZM148 13H150V12H148ZM158 13H159V12H158ZM181 13H182V12H181ZM190 13H191V12H190ZM230 13H231V12H230ZM263 13H264V12H263ZM87 14H88V13H87ZM101 14H102V13H101ZM104 14H105V13H104ZM155 14H156V13H155ZM191 14H192V13H191ZM233 14H234V13H233ZM36 15H37V14H36ZM102 15H103V14H102ZM102 15H101V16H102ZM150 15H151V13H150ZM156 15H157V14H156ZM230 15H231V14H230ZM252 15H253V14H252ZM252 15H251V16H252ZM251 16H250V17H251ZM258 16H259V15H258ZM263 16H264V15H263ZM37 17H38V16H37ZM43 17H44V16H43ZM146 17H147V16H146ZM41 18H42V16H41ZM102 18H103V17H102ZM102 18H99V19H102ZM253 18H254V17H253ZM255 18H256V17H255ZM34 19H35V18H34ZM43 19H44V18H43ZM94 19H95V17H94ZM99 19H98V20H99ZM147 19H148V18H147ZM187 19H189V18H187ZM256 19H257V18H256ZM263 19H264V18H263ZM0 20H1V19H0ZM41 20H42V19H41ZM82 20H83V19H82ZM91 20H92V18H91ZM151 20H152V16H151ZM197 20H198V18H197ZM197 20H196V18H193V19L187 21L185 24H183V26L181 25V26H182L181 28L186 29V28L190 27V25L194 24V22H196ZM235 20H236V19H235ZM76 21H77V20H76ZM144 21H145V20H144ZM152 21H153V20H152ZM199 21H200V20H199ZM204 21H205V20H204ZM239 21H240V20H239ZM241 21H243V20H241ZM248 21H249V20H248ZM259 21H260V20H259ZM43 22H45V21H43ZM150 22H151V21H150ZM150 22H149V23H150ZM229 22H230V21H229ZM82 23H83V22H82ZM145 23H146V22H145ZM220 23H221V22H220ZM233 23H234V22H232V24H233ZM248 23H249V22H248ZM263 23H264V22H263ZM263 23H262V24H263ZM151 24H152V23H151ZM151 24H150V25H151ZM228 24L230 25V23H228ZM228 24H226V25H228ZM236 24H237V23H236ZM91 25H92V24H91ZM179 25H180V24H179ZM226 25H225V26H226ZM249 25H250V24H249ZM230 26H231V25H230ZM237 26H238V24H237ZM263 26H264V25H263ZM93 27H94V25H92L91 28H93ZM228 27H229V26H228ZM87 28H88V27H87ZM97 28H98V26H97ZM220 28H221V27H220ZM233 28H234V27H233ZM233 28H232V29H233ZM74 29H75V28H74ZM82 29H83V27H82ZM89 29H90V28H89ZM168 29H169V28H168ZM80 30H81V29H80ZM162 30H163V29H162ZM162 30H161V31H162ZM181 30H182V29H181ZM192 30H193V29H192ZM194 30H195V29H194ZM197 30H198V29H197ZM91 31H92V30H91ZM99 31H100V30H99ZM190 31H191V30H190ZM78 32H79V31H78ZM84 32H85V31H84ZM88 32H89V30H88ZM168 32H169V31H168ZM195 32H196V31H195ZM245 32H246V31H245ZM245 32H244V33H245ZM80 33H82V32L80 31ZM171 33H172V31H171ZM185 33H187V32H185ZM211 33H212V32H211ZM246 33H247V32H246ZM84 34H85V33H84ZM87 34H88V33H87ZM102 34H103L104 36L106 35L105 33H102ZM109 34H110V33H109ZM140 34H141V33H140ZM173 34H174V32H173ZM173 34H172V35H173ZM76 35H77V34H76ZM88 35H89V34H88ZM125 35H126V34H125ZM169 35L171 36V34H169ZM212 35H214V34H212ZM240 35H242V34H240ZM246 35H247V34H246ZM254 35H255V34H254ZM170 36H168V37H170ZM210 36H211V35H210ZM238 36H239V35H238ZM238 36H236V37L238 38ZM171 37H172V36H171ZM173 37H174V36H173ZM180 37H181V36H180ZM240 37H241V36H240ZM244 37H245V36H244ZM244 37H243V38H244ZM92 38H93V36H92ZM98 38H100V37H98ZM101 38H102V36H101ZM144 38H145V37H144ZM175 38H176V37H175ZM93 39H94V38H93ZM93 39H92V40H93ZM116 39H117V38H116ZM116 39H115V40H116ZM172 39H174V38H172ZM179 39H180V38H179ZM209 39H210V37H209ZM212 39L215 40L216 38H214V37L212 36ZM212 39H211V41H212ZM221 39H222V38H221ZM225 39H226V37H225ZM234 39H235V37H234ZM90 40H91V39H90ZM94 40H95V39H94ZM94 40H93V41H94ZM99 40H100V39H99ZM115 40H114V41H115ZM214 40H213V41H214ZM216 40H219V39H216ZM236 40H238V39H236ZM236 40H235V41H236ZM242 40H243V39H242ZM93 41H92V42H93ZM163 41H164V40H163ZM166 41H167V40H166ZM174 41H175V40H174ZM225 41H226V40H225ZM238 41H239V40H238ZM240 41H241V40H240ZM5 42H6V41H5ZM98 42H99V41H98ZM119 42H123V41H119ZM169 42H170V40H169ZM217 42H220V41H217ZM93 43H94V42H93ZM141 43H142V42H141ZM143 43H146V41L143 42ZM148 43H149V42H148ZM159 43H160V42H159ZM173 43H174V42H173ZM213 43H214V42H213ZM220 43H221V42H220ZM233 43H234V42H233ZM236 43H237V42H236ZM238 43H239V42H238ZM241 43H242V42H241ZM241 43H240V44H241ZM2 44H3V43H2ZM89 44L91 45V43H89ZM89 44H88V45H89ZM98 44H99V43H98ZM100 44H101V43H100ZM146 44H147V43H146ZM157 44H158V43H157ZM228 44H231V43H228ZM5 45H6V44H5ZM5 45H3V46H5ZM8 45H9V44H8ZM88 45H87V46H88ZM93 45H94V44H93ZM96 45H97V44H96ZM101 45H102V44H101ZM138 45H139V43H138ZM232 45H234V44H232ZM232 45H231L230 48L235 49V48H233V47H235V46H232ZM235 45H237V44H235ZM254 45H255V44H254ZM3 46H0V48L3 47ZM97 46H98V45H97ZM222 46H226V45H225V44L223 45V43H222ZM237 46L239 47V45H237ZM237 46H236V47H237ZM89 47H90V46H89ZM89 47H88V48H89ZM177 47H178V46H177ZM195 47H196V45H195ZM220 47H221V46H220ZM228 47H229V46H228ZM4 48H5V47H4ZM4 48H2L1 50H4ZM155 48L157 49L156 46H155ZM160 48H162V47H160ZM164 48H165V47H164ZM201 48H202V47H201ZM255 48H256V47H255ZM260 48H261V47H260ZM172 49H173V48H172ZM190 49H192V48H190ZM193 49H194V50H193L194 53H196V51H198V49H200V48H199V47H198V48H197V47H196V48L193 47ZM232 49H231V50H232ZM256 49H257V48H256ZM89 50H90V49H89ZM122 50H123V49H122ZM157 50H158V49H157ZM159 50H160V49H159ZM161 50H162V49H161ZM175 50H176V49H175ZM224 50H225V49H224ZM236 50H237V49H236ZM90 51H91V50H90ZM90 51H87V52L85 51V52H84V55H83V58L86 59V60L89 59V61H90V59H92V58H91V55H92L91 52H92V51H91V52H90ZM215 51H216V50H215ZM108 52H109V50H108ZM112 52H113V51H112ZM151 52H152V51H151ZM189 52H190V51H188V53H189ZM201 52H204V51L201 50ZM175 53H176V52H175ZM179 53H180V52H179ZM197 53H198V52H197ZM199 53H200V52H199ZM218 53H219V52H218ZM222 53H223V52H222ZM26 54H27V53H26ZM157 54H158V53H157ZM127 55H128V54H127ZM158 55H159V54H158ZM168 55L170 56L169 52H168ZM168 55H167V56H168ZM201 55H202V53H201ZM254 55H255V54H254ZM46 56H47V55H46ZM70 56H71V55H70ZM167 56H166V57H167ZM172 56H173V55H172ZM172 56H171V57H172ZM224 56L226 57V55H224ZM241 56H242V55H241ZM11 57H12V56H11ZM66 57H67V56H65L63 60L60 59L61 62L63 61V63L59 62V64H60V63L62 64V68H63V67L67 68L66 66H63V64H64V65L72 64V59H70L69 57H68V58H66ZM81 57H82V56H81ZM98 57H99V56H98ZM131 57H132V56H131ZM148 57L151 58L150 56L144 54V56H143V60H141L140 65L145 66V65L147 64V63H146V61H147L146 59H147ZM163 57H164V53H163ZM99 58H100V57H99ZM103 58H104V57L101 56L100 60L103 59ZM168 58H169V57H168ZM201 58H202V57H201ZM203 58H204V57H203ZM241 58H242V57H241ZM252 58H253V57H252ZM76 59H77V58H76ZM78 59H79V57H78ZM84 59H83V60H84ZM161 59H162V58H161ZM164 59H165V58H164ZM181 59H182V58L179 59V54H177V53L172 57L173 62H177V63H178V60H180V62H181ZM183 59H184V58H183ZM229 59H230V58H229ZM98 60H99V59H98ZM104 60H105V58H104ZM104 60H103V61H104ZM106 60H107V58H106ZM156 60H157V58H156ZM245 60H246V59H245ZM245 60H244V61H245ZM53 61H54V60H53ZM74 61H75V59H74ZM80 61H81V60H80ZM133 61H134V60H133ZM159 61H160V60H159ZM51 62H52V61H51ZM51 62H50V63H51ZM156 62H157V61H156ZM180 62H179V63H180ZM162 63H163V62H162ZM179 63H178V64H179ZM231 63H232V62H231ZM52 64H53V63H52ZM52 64H51V65H52ZM61 64H60V65H61ZM79 64H81V63H79ZM79 64H78V65H79ZM84 64H85V62H84ZM158 64H159V63H158ZM178 64L175 65V66H177V71H178L177 73L181 72V70H182V68H183V66H180L182 63H181L180 65H178ZM184 64H185V63H184ZM194 64H195V63H194ZM244 64H245V63H244ZM53 65H54V64H53ZM78 65H77V66H78ZM81 65H82V64H81ZM189 65H190V63H189ZM195 65H196V64H195ZM197 65H198V64H197ZM58 66H59V65H58ZM75 66H76V65H75ZM85 66L87 67L88 65L85 64ZM172 66H173V65H172ZM192 66H193V64H192ZM208 66H209V65H208ZM208 66L206 65V68H207V69H208ZM241 66H242V65H241ZM71 67H72V66H71ZM137 67H138V65H137ZM159 67H160V66H159ZM195 67H197V66H195ZM198 67H199V66H198ZM242 67H243V66H242ZM242 67H241V68H242ZM68 68H69V67H68ZM90 68H92V67H90ZM90 68H89V69H90ZM97 68H98V67H97ZM134 68H135V67H134ZM155 68H156V67H155ZM184 68H185V66H184ZM206 68H205V71H206ZM209 68H210V71H211V66H210ZM50 69H51V68H50ZM63 69H64V68H63ZM74 69H75V68H74ZM77 69H78V68H77ZM159 69H160V68H159ZM171 69H172V68H171ZM190 69H193V68L191 67ZM242 69H243V68H242ZM52 70H53V69H52ZM93 70H96V71H97V69H95V68H94ZM54 71H55L56 73H55ZM54 71H52V72H54V73H52V72H50V71H48L47 73H45V77H44V78H46V81H47V82H48V79H56V78H57L56 76L58 75L57 73H58L59 71H58V70H57V71L54 70ZM87 71H89V70H87ZM96 71H95V73H96ZM98 71H100V70L98 69ZM98 71H97V73H98ZM80 72H81V71H80ZM82 72H83V71H82ZM82 72H81V74H82ZM92 72H93V71H91L90 74H91ZM202 72H203V71H202ZM220 72H221V71H220ZM220 72H218V73L215 75V77H214V80H215V81H218V83H219V81H220V80L224 77V75H225V74H222V73H220ZM77 73H78V72H77ZM85 73H86V74H82V78H80V79H82V81H83L84 83L89 84L90 82H92L93 76L87 74V72H85ZM164 73H165V72H164ZM181 73H182V72H181ZM186 73H187V72H186ZM224 73H225V72H224ZM56 74H57V75H56ZM59 74H60V72H59ZM78 74H79V73H78ZM78 74H77V75H78ZM93 74H94V73H93ZM203 74H205V73H203ZM75 75H76V74H75ZM96 75H97V74H96ZM100 75H101V74H100ZM163 75H164V74H163ZM166 75H167V73L165 74V77H166ZM179 75H180V74H179ZM186 75H187V74H186ZM186 75H185V76H186ZM78 76L81 77L80 75H78ZM168 76H169V74H168ZM176 76L178 77V74H177ZM181 76H183V75L181 74ZM225 76H226V75H225ZM162 77L164 78V76H162ZM41 78H43V76H41ZM95 78H96V76H95ZM98 78H99V77H98ZM122 78H123V77H122ZM122 78H121V81H122ZM127 78H128V76H127ZM174 78H175V77H174ZM182 78H183V77H182ZM182 78H180V76H179V77H178V80H179V79H182ZM187 78H189V77H187ZM235 78H236V77H234V79L231 78V79H229V81H228V82H230V84H231V88H232V87H236V85L239 84V81L237 80V78H236V79H235ZM239 78H240V77H239ZM243 78H244V77H243ZM39 79H40V78H39ZM115 79H116V78H115ZM117 79H118V78H117ZM137 79H138V78H137ZM161 79H162V78H161ZM166 79L169 81L170 76H169V79H168V77H166L165 80H166ZM33 80H34V79H33ZM56 80H57V79H56ZM56 80H54V81H56ZM118 80H119V79H118ZM128 80H129V79H128ZM171 80H172V79H171ZM176 80H177V79H176ZM225 80H226V79H225ZM227 80H228V79H227ZM239 80H240V79H239ZM34 81H35V80H34ZM34 81H33V82H34ZM43 81H45V80L43 79ZM43 81H42V82L40 81V82L43 83ZM54 81H51V82L53 83V84H51V85H54V83H55ZM93 81H94V80H93ZM115 81H116V80H115ZM125 81H127V80L125 79ZM125 81H124L123 83H125ZM134 81H135V80H134ZM161 81H163V80H161ZM182 81H183V80H182ZM30 82H31V81H30ZM33 82H31V83H33ZM36 82H37V81H35L34 83H36ZM130 82H131V81H130ZM141 82H142V81H141ZM141 82H140V83H141ZM184 82H185V80H184ZM212 82H213V81H212ZM240 82H242V81H240ZM41 83H40V85H41ZM48 83H50V80H49ZM48 83H47V84H48ZM127 83H128V82H127ZM131 83H132V82H131ZM158 83H159V81H158V82L156 81V84H158ZM165 83H166V82H165ZM207 83H208V82H207ZM218 83H217V84H218ZM36 84H37V86H40V85H38L39 82L36 83ZM65 84H66V83H65ZM128 84H129V83H128ZM134 84H135V83H134ZM162 84H163V83H161V85H162ZM200 84H202V83H200ZM204 84H205V83H204ZM34 85H35V84H34ZM44 85H46V84L44 83ZM48 85H49V84H48ZM51 85H50V86H51ZM55 85H56V84H55ZM74 85H75V84H74ZM111 85H112V84H111ZM124 85H125V84H124ZM132 85H133V84H132ZM170 85H171V84H170ZM202 85H203V84H202ZM228 85H229V84H228ZM56 86H57V85H56ZM63 86L66 87V85H64V84H63ZM82 86H83V85H82ZM82 86L80 85V87H82ZM88 86H89V85H88ZM127 86H128V85H127ZM130 86H131V84H130ZM197 86H198V85H197ZM204 86H205V85H204ZM208 86H209V85H208ZM229 86H230V85H229ZM35 87H36V85H35ZM43 87H44V86H43ZM43 87L40 86V88H43ZM51 87H52V86H51ZM51 87H50V88H51ZM61 87H62V86H61ZM77 87H78V86H75V87H74L75 89L72 90V91H73V93H74L75 95H76V94H78V95L81 94L80 97L83 95V93H85V92L88 91V89H86V90H87V91H86V90H82V89H80V87H79V89H77ZM158 87H160V86H158ZM215 87H216V86H215ZM227 87H228V86H227ZM237 87L239 88V86H237ZM237 87H236V89H237ZM40 88H38V90H39ZM46 88H47V87H46ZM55 88H56V87H55ZM59 88H60V87H58V89H59ZM83 88H84V87H83ZM105 88H106V87H105ZM124 88H125V87H124ZM145 88H146V87H145ZM149 88H150V87H149ZM149 88H148V89H149ZM225 88H226V87H225ZM258 88H259V87H258ZM47 89H48V88H47ZM51 89H52V91H53V88H51ZM58 89H56V90H58ZM72 89H73V84H72ZM108 89H109V90H110V89H114V90H116V86H115V88H114V86H111L110 88H109V86H108ZM148 89H144V88H143V90H148ZM157 89H158V88H157ZM226 89H227V88H226ZM256 89H257V88H256ZM36 90H37V89H36ZM54 90H55V89H54ZM67 90H68V89H67ZM98 90H99V89H98ZM103 90L105 91V89H103ZM106 90H107V89H106ZM143 90H142V91H143ZM151 90H153V88H152ZM159 90H162V89L160 88ZM163 90H166V89H163ZM207 90H208V89H207ZM228 90H229V89H228ZM49 91H50V90H49ZM70 91H71V90H70ZM110 91H111V90H110ZM123 91H124V90H123ZM153 91H154V90H153ZM166 91H167V90H166ZM249 91H250V89L248 88V91H247V92H249ZM251 91H252V90H251ZM256 91H257V90H256ZM258 91L260 92L261 90L259 89ZM35 92H37V91H35ZM35 92H34V94H33V97L36 96ZM107 92H108V91H107ZM107 92H105V93H107ZM113 92H114V91H113ZM113 92H111V93H113ZM148 92H149V91H147V92L145 91V93H148ZM168 92H169V91H168ZM170 92L172 93V91H170ZM259 92H258V93H259ZM70 93H71V92H70ZM96 93H97V92H96ZM99 93H100V90L98 91V94H99ZM118 93H119V92H118ZM125 93H126V92H125ZM171 93H167V94H166V97H171ZM250 93H251V92H250ZM261 93H262V91H261ZM37 94H39V97L42 99V97L40 96V95H41V92H39V93L37 92ZM42 94H43V93H42ZM102 94H103V93H102ZM108 94H109V93H108ZM126 94H127V93H126ZM142 94H143V93L141 92V94H139L137 97H140V98H141V95H142ZM174 94H175V93H174ZM200 94H201V93H200ZM208 94H209V93H208ZM253 94H255V92H254ZM1 95H2V94H1ZM69 95H70V94H69ZM75 95H74V96H75ZM78 95H77V96H78ZM86 95H87V94H86ZM93 95H95V94H93ZM100 95H101V94H100ZM148 95H149V94H148ZM177 95H178V94H177ZM256 95H257V94H256ZM42 96H43V95H42ZM74 96H73V97H74ZM88 96H91V98H93L92 95H88ZM95 96H96V95H95ZM133 96H134V95H133ZM135 96H136V95H135ZM151 96H152V95H151ZM153 96H154V95H153ZM204 96H205V95H204ZM246 96H247V94H246ZM31 97H32V96H31ZM33 97H32V98H33ZM37 97H38V95H37ZM78 97H79V96H78ZM109 97H110V96H109ZM120 97H121V96H120ZM159 97H160V96H159ZM166 97H165V98H166ZM44 98H45V97H44ZM46 98H47V97H46ZM84 98H85V97H84ZM98 98H99V97H98ZM98 98L95 99V100H99V99H100V98H99V99H98ZM107 98H108V97H107ZM126 98H127V96L125 97V99H126ZM134 98H135V97H134ZM142 98H143V97H142ZM152 98H153V97H151V100H152ZM175 98L177 99V97H175ZM175 98H174V99L172 98V101H170V102H171L170 104H173L172 102H174V104L179 103L178 100H176ZM204 98H205V97H204ZM12 99H13V98H12ZM38 99H39V98H38ZM70 99H71V98H70ZM72 99H73V98H72ZM75 99H76V98H75ZM88 99H89V98H87L86 101H87ZM101 99H102V98H101ZM122 99H123V98H122ZM127 99H128V98H127ZM129 99H131V98H129ZM138 99H139V98H138ZM149 99H150V98H149ZM153 99H154V98H153ZM158 99H159V98H158ZM166 99H167V98H166ZM199 99H200V98H199ZM13 100H14V99H13ZM73 100H74V99H73ZM77 100H78V99H77ZM89 100H91V99H89ZM168 100H169V99H168ZM201 100H203V99H201ZM205 100H206V99H205ZM205 100H203V102H204ZM9 101H10V100H9ZM11 101H12V100H11ZM67 101H70V100L68 99ZM82 101H84V100L82 99ZM92 101H93V100H92ZM111 101H112V100H111ZM113 101H114V100H113ZM129 101H130V100H129ZM141 101H142V100H141ZM207 101L209 102V100H207ZM216 101H217V100H216ZM216 101H215V100H212V102L210 101V102H211V106H213V107L215 106V107H216V106L218 105V102H216ZM218 101H219V100H218ZM263 101H264V100H263ZM41 102H42V101H41ZM59 102H60V101H59ZM93 102H94V101H93ZM137 102H138V101H137ZM208 102H207V103H208ZM66 103H67V102H66ZM81 103H82L81 100H78V101L75 100V101H70V102H68V105H71V107L74 108V107H77V106H78L79 104H81ZM89 103H90V102H89ZM91 103H92V102H91ZM99 103H100V102H99ZM127 103H128V105H129V102H127ZM188 103H190V104H188ZM197 103H200V102H195V100H187V104H188V105H191V104H195V105H196ZM61 104H63V102H62ZM61 104H59V107H61ZM174 104H173V105H174ZM205 104H206V103H205ZM8 105H9V104H8ZM13 105H14V104H13ZM13 105H12V106H13ZM63 105H64V104H63ZM63 105H62V107H63ZM68 105H66V106H68ZM82 105H84V104H81V106H82ZM92 105H93V104H92ZM124 105H127V104H124ZM128 105H127V107H128ZM134 105H135V104L133 103V104H132V109H133L134 107H136V105H135V106H134ZM167 105H168V104H167ZM181 105H182V103H181ZM184 105H185V104H184ZM202 105H203V104H202ZM219 105H220V104H219ZM263 105H264V104H263ZM10 106H11V105H10ZM57 106H58V104H57ZM66 106H64V110H66V109H65V108H67ZM109 106H112V105H109ZM239 106H240V105H239ZM101 107H102V106H101ZM125 107H126V106H125ZM127 107H126V109H127ZM173 107H175V106H173ZM176 107H177V105H176ZM176 107H175V108H176ZM189 107H190V106H189ZM191 107H192V106H191ZM217 107H218V106H217ZM4 108H5V107H4ZM7 108H8V107H7ZM68 108H69V107H68ZM99 108H100V107H99ZM175 108H174V109H175ZM179 108L182 109L183 107H180V105H179ZM179 108L177 107L178 110H179ZM253 108H254V107H253ZM253 108L250 107L249 109H253ZM262 108H263V107H262ZM53 109H54V108H53ZM55 109L57 110L58 108H55ZM60 109H61V108H60ZM60 109H58V110H60ZM102 109H103V110H102ZM102 109H99V112H97V109H96V111H95L96 113H98L99 118H100V116H102V115L105 116V113L108 111V109H107V108H104V106H103ZM130 109H131V108H129L128 110H130ZM164 109H166V108H164ZM254 109H255V108H254ZM7 110H8V109H7ZM56 110H55V111H56ZM58 110H57V111H58ZM62 110H63V109H62ZM64 110H63V111H64ZM74 110H75V109H74ZM133 110H134V109H133ZM140 110H141V109H140ZM152 110H153V109H152ZM166 110H167V109H166ZM183 110H184V109H183ZM208 110H209V109H208ZM247 110H248V109H247ZM5 111H6V110H5ZM55 111H54V114H55V113H58V112H55ZM63 111H62V112H63ZM67 111H68V110H66V112H67ZM69 111H71V110L69 109ZM69 111H68L67 113H69ZM124 111H125V110H124ZM130 111H131V110H130ZM130 111H129V112H130ZM137 111H138V110H137ZM137 111H135V112H137ZM142 111H143V110H142ZM153 111H154V110H153ZM169 111H170V109H169ZM211 111H212V110H211ZM252 111H253V110H252ZM258 111H259V110H258ZM263 111H264V109H263ZM60 112H61V110H60ZM125 112H128V111H125ZM139 112H140V111H139ZM139 112H137V113L139 114ZM154 112H155V111H154ZM156 112L158 113V111H156ZM156 112H155V113H156ZM229 112H230V111H229ZM229 112H228V114H225V115L228 116V117H229ZM243 112H244V113H243ZM243 112H242V115L240 114V116L244 117V118H245V122H246V119L249 118L248 115L250 114V116H251V118H252V116L254 115L253 113L256 112V110L253 111V113H252L253 115L251 114V111H248V112H247V111H243ZM48 113L50 114V112H48ZM48 113H46V118L49 117V116L47 115ZM51 113H52V116H51V114H50V116H51L50 118H52L51 120H53V121H51V122H53V125H55L56 127L59 125V128H61L62 126H65V124H66V122H67L68 119L65 120V119L63 118L62 121H61V119H60V121H59V119H58L59 117L61 118V116H65V115H60V114H59L60 116H57L58 114H57V115L55 114V116H53V111H52ZM63 113H65V112H63ZM74 113H76V112H73V114H74ZM89 113H90V112H89ZM92 113H94V112H92ZM109 113H110V112H109ZM137 113H136V114H137ZM142 113H143V112H142ZM182 113H183V112H182ZM223 113H224V111H223ZM226 113H227V112H226ZM230 113H231V112H230ZM240 113H241V112H240ZM6 114H7V113H6ZM125 114H126V113H125ZM148 114H149V113H148ZM148 114H147V115H148ZM150 114H151V113H150ZM150 114L148 115V117L150 116ZM153 114H154V113H153ZM0 115H1V114H0ZM8 115H9V114H7V117H8ZM43 115L45 116V114H43ZM69 115H70V113H69ZM69 115H68V117H70ZM89 115H90V114H88V116H87V115L85 114V116H87V117H85L86 119L83 121V125H84V126H87L88 128H89L90 125H93V124H95V122H97V121H96L97 116L95 117V114H94V115L91 114L92 117H94V118H92V117L89 116ZM231 115H232V114H231ZM233 115H234V114H233ZM238 115H239V114H238ZM260 115H262V114H260ZM1 116H2V117H0V124H1V126H2V125H5L7 122H11V121H9V118H7V117H5V116H3V115H1ZM72 116H73V115H72ZM125 116H126V115H125ZM139 116H140V115H139ZM141 116H142V115H141ZM154 116H157V114L154 115ZM180 116H181V115H180ZM180 116H179V117H180ZM236 116H237V115H235L234 118H238V116H237V117H236ZM247 116H248V117H247ZM41 117H43V116H41ZM68 117H67V118H68ZM136 117H137V116H136ZM142 117H143V116H142ZM142 117H139V118H142ZM179 117H178V118H179ZM230 117H231V116H230ZM254 117H256V116H254ZM43 118L46 120L45 117H43ZM43 118H42V119H43ZM99 118H97V119H99ZM103 118L106 120V116L103 117ZM113 118H116V117H113ZM118 118H119V117H118ZM118 118H117V119H118ZM134 118H135V113H127V116H126V117H123V120H122V119H121L120 121H118V120H113L112 122H110V121L108 120V123L110 122V124H111L113 127H117V128H116V130H117V129H119L118 124H120L121 126H127V125H129V126L131 127V125H130V124L132 123L131 120H132V119L135 120ZM146 118H147V117H146ZM157 118H158V117H157ZM167 118H168V117H167ZM183 118H184V117H183ZM187 118H188V117H187ZM244 118H243V119H244ZM251 118H249V119H251ZM72 119H74V118H72ZM160 119H161V118H160ZM165 119H166V118H165ZM172 119H173V118H172ZM185 119H186V117H185ZM185 119L183 120V122L185 121ZM252 119H253V118H252ZM10 120H12V119H10ZM70 120H71V119H70ZM133 120H132V121H133ZM140 120H141V119H140ZM146 120H147V119H146ZM148 120H150V119H148ZM40 121H41V120H40ZM47 121H48V118H47ZM47 121H46V122H47ZM101 121H102V119H101ZM136 121H137V119H136ZM143 121H144V118H143ZM161 121H162V120H161ZM164 121H165V120H164ZM187 121H189V120H187ZM187 121H186V123H187ZM248 121H249V120H248ZM250 121H251V120H250ZM253 121H254V119H253ZM263 121H264V120H263ZM48 122H49V121H48ZM48 122H47V123H48ZM105 122H106V121H105ZM105 122H103V123H105ZM133 122H134V121H133ZM145 122H146V121H145ZM165 122H166V121H165ZM176 122H177V121H176ZM180 122H182L181 117H180ZM251 122H252V121H251ZM258 122H259V121H258ZM69 123H70V122H69ZM99 123H100V122H99ZM106 123H107V122H106ZM108 123H107V124H108ZM129 123H130V124H129ZM184 123H185V122H184ZM246 123H247V122H246ZM11 124H13V123H11ZM70 124H71V123H70ZM78 124H79V123H78ZM96 124H98V123H96ZM149 124H150V123H149ZM169 124H170V123H169ZM187 124H188V123H187ZM8 125H9V124H8ZM8 125H7V126H8ZM48 125H52V124H48ZM53 125H52V126H53ZM60 125H62V126L60 127ZM83 125H82V127L84 128ZM101 125H102V124H101ZM105 125H106V124H105ZM139 125H140V124H139ZM147 125H148V124H147ZM165 125H166V123H165ZM257 125H260V124H257ZM257 125H256V126L254 125L255 127H252V128H253V129L251 130V131H252V136H253L255 133H258V132H261L262 135H263L264 125H263V124H262L263 126H262V125H261V126H257ZM9 126H10V125H9ZM12 126H13V125H12ZM31 126H32V125H31ZM45 126H46V125H45ZM52 126H51V127H52ZM68 126H69V125H68ZM80 126H81V124H80ZM109 126H110V125H109ZM109 126H108V127H109ZM112 126H111V127H112ZM121 126H120V127H121ZM134 126H135V125H134ZM148 126H149V125H148ZM160 126H161V125H160ZM175 126H176V125H175ZM10 127H11V126H10ZM65 127H66V126H65ZM92 127H93V126H92ZM95 127H96V126H95ZM99 127H101V126H99ZM111 127H109V128H111ZM145 127H146V126H145ZM158 127H159V126H158ZM173 127H174V126H173ZM187 127H188V129L190 128L189 125H188ZM198 127H199V126H198ZM198 127H197L196 129L193 127L194 130H193V132H191V135L193 134V135L195 136L197 133H198V134L201 133V132H200V128H198ZM1 128H3V127H1ZM4 128H7V127H4ZM14 128H15V127H14ZM14 128H11V129L14 130ZM17 128H18V127H17ZM63 128H64V127H63ZM101 128H102V127H101ZM121 128H122V127H121ZM127 128H128V127H127ZM154 128H155V127H154ZM170 128H171V127H170ZM170 128L167 129V131H168V130L170 131ZM15 129H16V128H15ZM18 129H19V128H18ZM21 129H22V128H21ZM28 129H29V128H28ZM32 129H33V128L31 127L29 130H32ZM52 129L54 130V129H56V128L54 127V128H52ZM86 129H87V128H86ZM89 129H90V128H89ZM89 129H88V130H89ZM103 129H104V128H103ZM105 129H106V128H105ZM124 129H125V128H124ZM132 129H133V128H131V132H132ZM134 129H135V128H134ZM155 129H156V128H155ZM159 129H160V128H159ZM162 129H163V128H162ZM181 129H182V128H181ZM181 129H180V130H181ZM4 130H6V129H4ZM44 130H46V129H44ZM57 130H59V129H57ZM96 130H97V129H96ZM101 130H102V129H101ZM112 130L115 131V129H112ZM126 130H127V129H126ZM129 130H130V129H129ZM143 130H144V129H143ZM147 130H149V129H147ZM147 130H146V131H147ZM183 130H184V129H183ZM186 130H187V129H186ZM186 130H184V131H186ZM202 130H203V129H202ZM242 130H243V129H242ZM14 131H15V130H14ZM16 131H18V130H16ZM20 131H21V130H20ZM20 131H19V132H20ZM94 131H95V130H94ZM104 131H105V130H104ZM107 131H108V129H107ZM114 131H113V132H114ZM144 131H145V130H144ZM150 131H151V130H150ZM159 131H160V130H159ZM162 131H164V130H162ZM162 131H161V132H162ZM169 131H168V132H169ZM171 131H172V130H171ZM188 131H189V130H188ZM237 131H238V130H237ZM237 131H235V132H236L235 134H229V133H228L229 135H227V136L225 135L226 137L223 138V139H221L220 142H219V140H218L217 143H214V144H213V145H214L213 147H214V148H218L219 151H222V152L224 153V151H225V152H226V151L228 152L229 150H233V149H235V147L238 146V149L241 148V150H242V148H243V151H241V152H244V151H245L244 149H246L245 147L247 146V143L245 142L246 139H247V138H246L247 136L244 135L245 138L243 139V138H242V131H241V132H240V131L237 132ZM0 132H1V131H0ZM8 132H12V130H11V131H8ZM19 132H18V133H17V132H14V133L12 132V133L14 134V139H15V141L13 140V142H15V144L11 143V141H10V140L12 139L13 136H12L11 138L9 137L10 140H9V139H6V140H8V141L11 143L10 145H11L12 147L9 146V148H7V145H6V147L3 146V148L5 147V148H7V150L9 149L10 152L12 153V154L10 153V154L12 155V156H10V157H13V154L15 155L16 151H17L18 149H20L18 146H16V143H17L16 138H18V137L15 136L16 133H17L18 136H19ZM31 132H32V131H31ZM31 132H30V133H31ZM55 132H56V131H55ZM55 132H54V135L56 134ZM57 132H58V131H57ZM68 132H69V131H68ZM73 132H74V131H73ZM73 132H72V133H73ZM90 132H91V131H90ZM95 132H96V131H95ZM102 132H103V130H102ZM108 132H109V131H108ZM111 132H112V131H111ZM127 132H128V131H127ZM156 132H157V130L154 132L155 134L152 135L153 137L156 136ZM181 132H183V131H181ZM186 132H187V131H186ZM199 132H200V133H199ZM70 133H71V131H70ZM75 133H77V132H75ZM75 133H73L72 135H74ZM86 133H87V131H86ZM97 133H98V132H97ZM105 133H106V131H105ZM143 133H144V132H143ZM143 133H142V134H143ZM148 133H149V131H148ZM148 133H147V134H144V135H140L139 138H141V136H144L145 138H148V136H149V138H150V137H151V133H152V131H151L150 134H148ZM157 133H158V132H157ZM159 133H160V132H159ZM187 133H188V132H187ZM189 133H190V132H189ZM231 133H232V132H231ZM233 133H234V132H233ZM247 133H248V132H247ZM247 133H246V134H247ZM8 134H9V133H8ZM8 134H7V135H8ZM17 134H16V135H17ZM51 134H52V133H51ZM62 134H63V133H62ZM114 134H115V133H114ZM114 134H113V135H114ZM121 134H122V133H121ZM162 134H163V133H162ZM162 134H161L160 136H162V140H163V138H165V136H166L167 134L164 133V134H166V135H164V137H163ZM170 134H171V132H170ZM170 134H168V135L170 136ZM183 134H184V133H183ZM211 134H212V133H211ZM249 134H251V133H249ZM258 134H259V133H258ZM5 135H6V134H5ZM31 135L34 136L35 134H34V135L31 134ZM70 135H71V134H70ZM72 135H71V136H72ZM86 135H87V134H86ZM86 135L84 134L85 138L87 137ZM88 135H89V137H91V133L89 134V132H88ZM92 135H93V134H92ZM95 135H96V133H95ZM98 135H99V133H98ZM100 135H101V133H100ZM108 135H109V134H108ZM113 135H110V136L112 137ZM132 135H133V133H132ZM138 135H139V134H138ZM157 135L159 136V134H157ZM184 135H187V134H184ZM191 135L189 134V135H187V136L190 137ZM247 135H248V134H247ZM10 136H11V135H10ZM68 136H69V135H68ZM68 136H67V138H68ZM71 136H69V137H71ZM76 136H80V135H78V134L76 135V134H75V137H76ZM96 136H97V135H96ZM187 136H186V137H187ZM194 136H193V137H194ZM200 136H201V135H200ZM255 136H257V135L255 134ZM75 137H74V138L72 137V138L75 140V139H77V138H75ZM89 137H88V138H89ZM98 137H99V136H98ZM101 137H105V136L103 135V136H101ZM128 137H129V136H128ZM153 137H152V138H153ZM186 137H185V138H186ZM189 137H188V139H189ZM191 137H192V136H191ZM263 137H264V136H263ZM6 138H7V136H6ZM32 138H33V137H32ZM85 138H84V139H83V137H81V139L79 138V139L77 140L76 143H78V144H79V143H84V144L88 143L87 141H85V140H87L88 138H86V139H85ZM91 138H92V137H91ZM105 138H106V137H105ZM139 138H138V139H139ZM145 138L142 137L143 140H142V139H140V140H141V141H144ZM152 138H150V139H152ZM157 138H158V137H157ZM157 138H155V140H156L155 143H159V142L157 141ZM159 138H160V137H159ZM166 138H168V137H166ZM166 138H165V139H166ZM179 138H180V137H179ZM185 138H184V139H185ZM249 138H250V137H249V135H248V140H249ZM3 139H4V138H3ZM19 139H20V138H19ZM36 139H37V138H36ZM40 139H41V138H40ZM73 139H72V140H73ZM95 139H96V141H97V138H95ZM98 139H101V138H98ZM102 139H103V138H102ZM113 139H114V138H113ZM180 139H182V137H181ZM194 139H195V138H194ZM194 139H192V140H194ZM205 139H206V137H205ZM261 139H264V138H261ZM30 140H31V139H30ZM70 140H71V138H70ZM72 140H71V141H72ZM89 140H91V139L89 138ZM108 140L112 141L111 138L108 139ZM145 140H146V139H145ZM147 140L150 141L149 139H147ZM155 140H154V141H155ZM160 140H161V138L159 139V141H160ZM162 140H161V141H162ZM176 140H177V139H176ZM185 140H186V139H185ZM185 140H184V141H185ZM201 140H202V139H201ZM201 140H200V141H201ZM203 140H204V139H203ZM4 141H5V139H4ZM8 141H5V142H8ZM19 141H20V140H19ZM25 141H26V140H25ZM25 141H24V142H25ZM66 141H67V140H66ZM71 141L69 142V140H68L67 142H69V144H70ZM99 141H100V140H99ZM106 141H107V140H106ZM141 141H140V142H141ZM151 141H152V140H151ZM151 141H150V143H147V142H146L147 144L144 145V146H146L145 149H150V150L153 149L154 152H155V150H156V152L158 151V155H157V154H156V155H157V156L161 155V156H162V159H164V158H163V157H164L163 154H164L165 152H167L166 150L169 149V148L166 149V147H165V148L163 147V149H162L160 146H159V148H158V147L156 146L157 144H156V145H153L154 143L152 144ZM161 141H160V143H162ZM165 141L168 142L167 140H165ZM182 141H183V139L181 140V143H182ZM190 141H191V140H190ZM190 141H187V143L190 142ZM204 141H205V140H204ZM204 141H203V142H204ZM262 141H263V140H262ZM9 142H8V144H9ZM24 142H23V143H24ZM101 142H102V141H101ZM101 142H100V143L98 142L97 145L99 144V146H100ZM108 142H109V141H108ZM25 143H26V142H25ZM25 143H24L23 145L27 148V146L25 145ZM28 143H30V141H29ZM28 143H26V144L28 145ZM37 143H38V141H37ZM73 143H74V142H73ZM102 143H104V142H102ZM206 143H207V140H206ZM245 143H246V144H245ZM0 144H1V143H0ZM12 144H13V145H12ZM54 144H55V143H54ZM57 144H58V143H57ZM60 144H61V142H60ZM60 144H58V145H60ZM71 144H72V143H71ZM71 144H70V145H71ZM78 144H77V145H78ZM84 144H83V147H84ZM91 144H92V143H91ZM107 144H108V143H107ZM144 144H145V143H144ZM162 144H163L164 146H165V145L167 146L166 143H165V144L162 143ZM200 144H202V142H200ZM4 145H5V144H4ZM18 145H20V144H18ZM63 145H64V148H66V146H67L68 144H67V143L64 144V142H63ZM63 145H62V146H63ZM77 145L75 144V145H74V148H75ZM79 145H81V144H79ZM108 145H109V144H108ZM112 145H113V144H112ZM133 145H134V144H133ZM135 145H137V144H135ZM244 145H246V146H244ZM21 146H22V145H21ZM56 146H57V145L55 144V147H56ZM71 146H73V145H71ZM71 146H69V147H71ZM85 146H86V145H85ZM94 146H95V145H94ZM137 146H138V145H137ZM139 146H140V145H139ZM196 146H197V145H196ZM17 147H18V149H17ZM28 147H29V146H28ZM60 147H61V146H59L58 148L60 149ZM78 147H79V146H78ZM80 147H81V146H80ZM88 147H89V145H88ZM90 147H91V146H90ZM102 147H103V146H102ZM132 147H134V146H132ZM3 148H2V149H3ZM30 148H33V146L31 145ZM40 148H41V147H40ZM48 148H49V147H48ZM48 148H47V149H48ZM52 148H54V147L52 146ZM61 148H62V147H61ZM64 148H62V149L64 150ZM74 148H73V149H74ZM100 148H101V146H100ZM141 148L143 149L144 147H142V145H141ZM171 148H172V147H171ZM248 148H250V147H248ZM252 148H253V147H252ZM262 148H264V147H262ZM21 149H22V148H21ZM23 149H24V148H23ZM50 149H51V148H50ZM54 149L57 150L56 148H54ZM54 149H52V150L54 151ZM73 149H70V150L74 151ZM76 149L78 150L79 148H76ZM110 149H111V148H110ZM112 149H113V148H112ZM142 149H140V147H139V148L136 147V148H133V151H134V152L131 150L133 153H132V158H131V160H130L129 162H131L133 165H135V167H136V165H140V164H141V163H139V162L141 161V160H140V155H141L142 153L144 154V153L146 152L145 149H144V150H142ZM164 149H166L165 152H164ZM181 149H182V148H181ZM3 150H4V149H3ZM5 150H6V149H5ZM63 150H62V151H63ZM102 150H103V149H102ZM119 150H121V149H119ZM176 150H178V149H176ZM249 150H250V149H249ZM19 151H20V150H19ZM21 151H22V150H21ZM46 151H49V149L46 150ZM50 151H51V150H50ZM53 151H52V152H53ZM58 151H59V150H57L56 152H58ZM66 151H68V153H69V152L71 153V151H69V150H66ZM96 151H98V149H97ZM96 151H95V152H96ZM100 151H101V149H100ZM105 151H106V150H105ZM105 151H104V152H105ZM153 151H152V152H153ZM263 151H264V150H263ZM30 152H31V151H30ZM54 152H55V151H54ZM54 152H53V153H54ZM63 152H65V151H63ZM77 152H79V150H78ZM88 152H89V151H88ZM104 152H103V153H104ZM150 152H151V151H150ZM174 152H175V151H174ZM176 152H177V153H176ZM176 152H175V153H176L177 155H179V154L182 153V152L179 153V150L176 151ZM23 153H25V152H23ZM26 153H27V152H26ZM48 153H50V152H48ZM66 153H67V152H66ZM73 153H74V152H73ZM92 153H93V152H92ZM97 153H98V152L94 153V155H96ZM119 153H120V152H116V154H119ZM170 153H172V152H170ZM263 153H264V152H263ZM29 154H30V153H29ZM51 154H52V153H51ZM54 154H55V153H54ZM57 154H58V153H57ZM57 154H55V155H57ZM62 154H63V153H62ZM71 154H72V153H71ZM79 154H81V153H79ZM84 154H85V153H84ZM84 154H83V156H84ZM90 154H91V152H90ZM99 154H101V153L99 152ZM104 154H105V153H104ZM143 154H142V155H143ZM165 154H166V153H165ZM165 154H164V155H165ZM213 154H214V153H213ZM241 154H242V153H241ZM248 154H249V153H248ZM253 154H254V153H253ZM49 155H50V154H49ZM52 155H53V154H52ZM81 155H82V154H81ZM106 155H107V154H106ZM109 155H111V154H109ZM112 155H113V154H112ZM142 155H141V157H142ZM147 155H148V154H147ZM168 155H170V154H168ZM171 155H173V154H171ZM171 155H170L169 157H171ZM174 155H175V154H174ZM215 155H216V154H215ZM231 155H232V154H231ZM243 155H244V154H243ZM249 155H250V154H249ZM34 156H35V155H34ZM47 156H48V155H47ZM57 156H58V155H57ZM59 156H60V155H59ZM62 156H64V158H65V153H64ZM67 156H69V154H67ZM67 156H66V158H69V157H70V156H69V157H67ZM73 156L75 157V156H77V154H76V155L74 154ZM78 156H79V155H78ZM78 156H77V157H78ZM85 156H86V155H85ZM92 156H93V155H92ZM114 156H115V155H114ZM148 156H149V155H148ZM152 156H154V155H152ZM7 157H8V156H7ZM7 157H6V158H7ZM60 157H61V156H60ZM60 157H57V158L59 159ZM86 157H87V156H86ZM93 157H95V156H93ZM93 157H91V158H93ZM97 157H98V155H97ZM169 157H168V158H169ZM173 157H174V156H173ZM182 157H183V156L180 155L176 160L174 159V160H175V163L173 162L174 164H173L172 162H171V164L169 163V164L171 165V166H170V165L168 164L170 167H168V165H167V166H164V167H167V168H169V169H166V168L164 169V168L162 167V165H161V168H163V169H161V170H166V171L169 170V171L171 172V173L168 172V173H169L168 176L170 177L169 179H171V177H173V178L175 179L174 176H176V177L179 176L180 179H181V176H182V174H183L182 172L184 171L183 169L179 168V167H181V162L183 161V160H182ZM198 157H199V156H198ZM198 157H197V158H198ZM243 157H244V156H243ZM8 158H9V157H8ZM35 158H36L37 160H39L37 156H35ZM35 158L33 157V159H35ZM39 158H40V156H39ZM53 158H54V157H53ZM71 158H72V156H71ZM71 158H70V159H71ZM81 158H82V157H81ZM88 158H89V157H88ZM175 158H176V156H175ZM183 158L185 159V157H183ZM186 158H187V157H186ZM197 158H195V160H196ZM202 158H203V157H202ZM244 158H246V157H244ZM263 158H264V157H263ZM36 159H35V160H36ZM46 159L48 160V158H46ZM61 159H63V158H61ZM70 159H68V160H70ZM75 159H77V158H75ZM82 159L85 160V157L82 158ZM89 159H90V158H89ZM111 159H112V158H111ZM114 159H115V158H114ZM141 159H142V158H141ZM203 159H205V158H203ZM203 159H201V160L203 161ZM229 159H230V158H229ZM2 160H5L4 157H3ZM2 160H1V161H2ZM35 160H34V161H35ZM37 160H36V161H37ZM40 160H41V159H40ZM49 160H50V159H49ZM63 160H64V159H63ZM63 160H62V161H63ZM78 160H79V157H78ZM101 160H102V159H101ZM107 160H108V159H107ZM107 160H106V163H107ZM119 160H120V157H119ZM145 160H146V159H145ZM150 160H151V159H149L148 161H150ZM153 160H154V158L152 159V161H153ZM155 160H157V158H155ZM1 161H0V162H1ZM44 161H45V159H44ZM59 161H60V160H59ZM64 161H65V160H64ZM70 161H71V160H70ZM72 161L74 162L75 160H73V158H72ZM87 161H88V159H87ZM99 161H100V160H99ZM99 161H96V162H98L97 164H99V166H100V165H101L100 163H101L103 160L100 161V163H99ZM108 161H109V160H108ZM138 161H139V162H138ZM232 161H233V160H232ZM243 161H245V159H244ZM4 162H5V161H3V162H1V163H2V164H5L6 162H5V163H4ZM38 162H39V161H38ZM55 162H58V160H56ZM67 162H68V161H67ZM67 162L65 163V164H66V167H68V166L70 167V165H72V164L75 165V163L71 162L72 164H70V165L67 166ZM76 162H78V161H76ZM96 162H94V163H96ZM112 162H113V161H112ZM137 162H138V163H137ZM153 162H154V161H153ZM191 162H193V163H192V166H193V165H198V163H197L196 161H191ZM198 162L200 163L201 161H198ZM221 162L223 163V157H222V160L218 163V165L220 164V165H221L220 167L223 166V168H224L225 165H222ZM35 163H36V162H35ZM40 163H41V165H42V161H41ZM51 163H53V162H51ZM58 163L60 164V162H58ZM58 163H57V164H58ZM61 163H64V162H61ZM85 163H86V162H85ZM90 163H91V162H90ZM92 163H93V161H92ZM104 163H105V160H104ZM106 163H105V164H106ZM135 163H136V164H135ZM154 163H157V162H154ZM158 163H159V161H158ZM179 163H180V166H178ZM203 163H204V162L201 163L202 166H201V164L199 165V166L201 167V169L198 167L200 170L204 169V166L206 165L205 163H204V164H203ZM224 163H225V162H224ZM226 163H227V162H226ZM262 163H263V162H262ZM30 164H31V162H30ZM30 164H29V165H30ZM37 164H38V163H36V165H37ZM46 164H47V163H46ZM65 164H63V166H64ZM78 164H79V163H78ZM109 164H110V163H109ZM109 164H108L107 166H109ZM114 164H115V163H114ZM166 164H167V163H166ZM190 164H191V163H190ZM190 164H189V165H190ZM61 165H62V164H61ZM74 165H72V166H74ZM150 165H151V164H150ZM183 165H184V164H183ZM0 166H1V165H0ZM2 166H3V165H2ZM19 166H20V164H19ZM32 166H34V165H32ZM77 166H78V165H77ZM79 166H80V165H79ZM97 166H98V165H97ZM107 166H106V167H107ZM119 166H120V165H119ZM190 166H191V165H190ZM190 166H189V168H190ZM192 166H191V167H192ZM34 167H36V166H34ZM95 167H96V166H95ZM102 167H103V166H102ZM102 167L99 168V169H102ZM104 167H105V166H104ZM104 167H103V168H104ZM106 167H105V168H106ZM183 167H184V166H183ZM202 167H203V168H202ZM220 167H219V168H220ZM233 167H234V166H233ZM13 168H14V167H13ZM39 168H40V167H39ZM48 168H49V167H48ZM128 168H129V167H128ZM130 168H131V167H130ZM130 168H129V169H130ZM133 168H134V166H133ZM150 168H151V167H150ZM158 168H159V167H157V169H158ZM198 168H196V169L199 170ZM234 168H235V167H234ZM14 169H15V168H14ZM36 169H37V168H36ZM36 169H35V170H36ZM63 169H64V168H63ZM63 169H62V170H63ZM93 169H94V168H93ZM95 169H96V168H95ZM97 169H98V168H97ZM152 169L156 170L154 167H153ZM196 169H195V170H196ZM33 170H34V169H33ZM33 170H30V172L32 171L31 173H34ZM37 170H38V169H37ZM40 170H41V169H40ZM104 170H106V169H104ZM104 170H103V171H104ZM119 170H120V169H119ZM119 170H118V171H119ZM131 170H132V168H131ZM182 170H183V171H182ZM191 170H192V171H195V170H193V168H192ZM197 170H196V171H197ZM232 170L234 171V169H232ZM45 171H46V170H45ZM91 171H92V170H91ZM95 171H97V170H95ZM95 171H94V173H95ZM112 171H113V170H112ZM120 171H121V170H120ZM123 171H124V170H123ZM158 171H160V170H158ZM166 171H164V173H166ZM196 171H195V172H196ZM247 171H248V170H247ZM35 172H36V171H35ZM121 172H122V171H121ZM121 172H120V173H121ZM195 172H194V173H195ZM225 172H226V171H225ZM234 172H235V174H236L237 169H236V171H234ZM0 173H1V171H0ZM2 173H3V172H2ZM15 173H16V172H15ZM45 173H46V172H45ZM100 173H101V171H100ZM210 173H211V171H207L206 174H210ZM16 174H17V173H16ZM24 174H26V173H24ZM27 174H28V172H27ZM38 174H39V173H38ZM46 174H47V173H46ZM88 174H90V173H88ZM88 174H87V175H88ZM92 174H93V173H91V175H89V176L91 177V179H92V177H93ZM95 174H96V173H95ZM102 174H103V173H102ZM102 174H101V175H102ZM117 174H118V173H117ZM123 174H124V172H123L122 174H119V175L123 176ZM125 174H126V173H125ZM144 174H145V173H144ZM146 174H147V173H146ZM166 174H167V173H166ZM171 174H172L173 176H172ZM185 174H187V173H184V174H183V178H184V175H185ZM227 174H228V173H227ZM232 174H234V173H232ZM235 174H234V175H235ZM18 175H19V174H18ZM20 175H21V174H20ZM28 175H29V174H28ZM28 175H26V176H28ZM84 175H85V174H84ZM96 175H97V174H96ZM126 175H127V174H126ZM189 175H190V173H188L187 176L185 175V176H186V179L189 177ZM193 175H194V174H193ZM193 175H191V176H193ZM198 175H199V174L196 175V173H195L194 176H197V177H198ZM200 175H201V174H200ZM200 175H199V177H200ZM237 175H238V173H237ZM237 175H236V177H237ZM89 176H87L86 179H89V178H90ZM168 176L166 175V178H167ZM203 176H205V175L203 174ZM206 176H207V175H206ZM219 176H220V174H219ZM219 176H218V177H219ZM243 176H244V175L238 176V178L241 177V181H242V183H243V184H241L242 188L239 187V188H241V189H240V190L238 189V191H242V192H243L242 195H243L244 197H246V196L248 195V194H246V196H245V195H244V194H245L244 192H246V191H248V190H249V192L252 191V190H250V189H253V191H256L255 189L257 188V191H258V189H259L260 191L262 190V192H264V166L261 167V168H259V169H258L257 171H255V172L247 173L245 177H243ZM99 177H100V176H99ZM99 177H97V178H99ZM115 177H116V176H115ZM115 177H113V178H115ZM118 177H119L120 179H121V178L123 179V177H125V176H123V177L118 176ZM201 177H202V176H201ZM209 177H210V176H209ZM209 177H208V178H209ZM17 178H18V177H17ZM17 178H16V179H17ZM42 178H43V177H42ZM44 178H45V177H44ZM126 178H127V177H126ZM164 178H165V177H164ZM189 178H190V177H189ZM194 178H195V177H193L191 180H193ZM225 178H226V177H225ZM12 179H13V178H12ZM29 179H30V177H29ZM40 179H41V177H40ZM40 179H39V180H40ZM45 179H46V178H45ZM74 179H75V178H74ZM80 179H83V178H80ZM80 179H79V180H80ZM91 179H90V180H91ZM95 179H96V178H95ZM115 179H116V178H115ZM124 179H125V178H124ZM124 179H123V180H124ZM155 179H156V178H155ZM159 179H160V178H159ZM162 179H163V178H162ZM176 179H177V178H176ZM176 179H175V181L178 180V179H177V180H176ZM184 179H185V178H184ZM200 179H201V178H200ZM202 179H204V178L202 177ZM222 179H223V178H222ZM235 179H236V178H235ZM14 180H15V179H14ZM20 180H21V178H20ZM25 180H26V178H25ZM56 180H57V179H56ZM67 180H68V179H67ZM93 180H94V178H93ZM98 180H99V179H98ZM117 180H118V179H117ZM117 180H116V181H117ZM156 180H157V179H156ZM166 180H167V179H166ZM189 180H190V179H189ZM191 180H190V182H191ZM196 180H197V179H196ZM196 180H195V179L193 180V181H195V182H194L195 185L197 184V183H196ZM233 180H234V179H233ZM239 180H240V179H237V181H239ZM1 181H2V180H1ZM8 181H9V180H8ZM15 181H19V180H15ZM23 181H24V179H23ZM26 181H27V180H26ZM44 181H45V180H44ZM71 181H72V180H71ZM84 181H85V180H84ZM84 181H83V182H84ZM111 181H112V180H111ZM159 181H161V180H159ZM164 181H165V180H164ZM164 181H161V182H158V180H157V181H155V180L152 181V182H153V183H152V188L156 189L155 191H157V192H160V190L162 191L163 189H166V190H167V189H170V188H169L170 186H168V185L165 184V183H168V182H165V183H164ZM175 181H174V182H175ZM185 181H186V180H185ZM193 181H192V182H193ZM203 181H204V180H203ZM21 182H22V181H21ZM55 182H56V181H55ZM124 182H125V181H124ZM124 182H123V183H124ZM186 182H187V181H186ZM188 182H189V181H188ZM192 182H191V183H192ZM204 182H205V181H204ZM207 182H208V181H207ZM5 183H6V181H5ZM10 183H11V182H10ZM10 183H9V184H10ZM15 183H16V182L13 183V181H12V184H11V185L15 186ZM68 183H69V182H68ZM85 183H86V182H85ZM88 183H89V182H88ZM120 183H122V182H120ZM120 183H119V184H120ZM125 183H126V182H125ZM175 183H176V182H175ZM177 183H179V185H180L179 187L176 185L178 188H177L176 186H173V185L170 184V185H171V188L176 187L177 189H179V188L181 187V184H180L181 182L178 180ZM198 183H199L198 185H200V184H202L203 182H202V183H201V182H198ZM18 184H19V183H18ZM18 184H16V186H18ZM74 184H75V182H74ZM78 184H79V182H78ZM86 184H87V183H86ZM89 184H93V183L90 182ZM94 184H95V183H94ZM104 184H106V183L104 182ZM126 184H127V183H126ZM126 184H124V185L126 186ZM172 184H173V183H172ZM189 184H190V183H188V185H189ZM203 184H204V183H203ZM205 184H206V182H205ZM2 185H4V183H3ZM5 185H8V184L6 183ZM5 185H4V186H5ZM75 185H77V184H75ZM75 185H74V186H75ZM102 185H103V184H102ZM122 185H123V184H122ZM129 185H131V184H129ZM182 185H184V184H182ZM238 185L240 186V181H239ZM4 186H3V187H4ZM8 186H9V185H8ZM77 186H78V185H77ZM104 186H106V185H104ZM104 186H102V187H104ZM172 186H173V187H172ZM200 186H201V185H200ZM204 186H205V185L201 186V189L203 190V192H204V189H203V188H205ZM10 187H11V186H10ZM18 187H19V186H18ZM85 187H86V186H85ZM112 187H113V186H112ZM122 187L124 188V186H122ZM182 187H183V186H182ZM0 188L4 190V188H2V187H0ZM100 188H101V186H100ZM113 188H114V187H113ZM116 188H118V187H116ZM116 188H114V191H115ZM126 188H128V186H126ZM132 188H134V187H132ZM147 188L149 189V187H147ZM152 188H151V189H152ZM193 188H194V186L191 188L192 190L190 191V193L193 191ZM196 188H197V187H196ZM196 188H194V194L199 195L198 193H200V192L195 193V189H196ZM199 188H200V187H198L197 191L199 190ZM243 188H244V189H243ZM254 188H255V189H254ZM6 189H7V187H6ZM82 189H83V188H82ZM84 189H85V188H84ZM137 189H138V188H137ZM177 189H176V190H177ZM183 189H184V188H183ZM183 189H182V190H183ZM187 189H188V188H187ZM189 189H190V188H189ZM206 189H207V188H206ZM224 189H225V188H224ZM245 189H246V191H245ZM247 189H248V190H247ZM17 190H18V189H17ZM72 190H73V189H72ZM118 190H119V189H118ZM122 190H123V189H122ZM134 190H135V189H134ZM158 190H159V191H158ZM179 190H180V189H179ZM179 190H177V191H179ZM202 190H199V191L202 192ZM231 190H232V189H231ZM5 191H7V190H5ZM78 191H81V189L78 190ZM114 191H113V192H114ZM116 191H117V190H116ZM143 191H144V190H143ZM143 191H142V192H143ZM163 191H164V190H163ZM167 191H168V190H167ZM167 191H165V192H167ZM186 191H189V190H186ZM206 191H207V190H206ZM233 191H234V190H233ZM233 191H231V192H230V191H226V192H225V195H226V196H225V195H224V196H225V197L228 196V197H227L228 199H226V200H224L225 198L223 199L222 197H219L218 200H220V201L218 202V201L216 200L218 203H215V204H218L219 207H217V206L214 204L215 207H217V208H222L223 206L227 205V203H228L229 200H230V201H231V199H234V200H235V199L237 198V195H236V192H233ZM257 191H256V192H257ZM0 192H1V190H0ZM2 192H3V191H2ZM2 192H1V193H2ZM30 192H31V191H30ZM70 192H71V191H70ZM82 192H83V191H82ZM84 192H85V190H84ZM84 192H83V193H84ZM121 192H122V191H121ZM121 192H120V193H121ZM123 192H127V191H124V190H123ZM123 192H122L123 195H121V196H125V193H123ZM132 192H133V189H132ZM132 192L130 191L131 194H133ZM137 192H138V191H137ZM173 192H174V190H173ZM184 192H185V191H184ZM209 192H210V191H209ZM249 192H247V193H249ZM256 192H255V193H256ZM262 192H261V193H262ZM32 193H33V192H32ZM98 193H99V192H98ZM128 193H129V192H128ZM146 193H147V192H146ZM167 193H168V192H167ZM178 193H179V192H178ZM185 193H186V192H185ZM185 193H184V196L188 195V194L185 195ZM187 193H188V192H187ZM192 193H193V192H192ZM223 193H224V192H223ZM261 193L259 192V194H261ZM115 194H116V193L114 192V195H115ZM118 194H119V193H118ZM118 194H117V195H118ZM131 194H130V195H131ZM135 194H136V193H135ZM139 194H140V193H139ZM154 194H158V193L155 192ZM168 194H169V196L167 195V196H165L166 198L164 197L165 200H164V198H163L164 202H165V201H169V202L176 201V196L178 195V197H179V194H180V193H179V194H176V196L174 197L175 200H174V198H173L172 201H170V200H171V196H172V195H175V193L172 194L171 196H170V193H168ZM203 194H204V193H203ZM208 194H209V193H208ZM208 194H207V195H208ZM239 194H241V192H240ZM262 194H263V193H262ZM30 195L32 196V194H30ZM30 195H29V196H30ZM34 195H35V194H34ZM46 195H47V194H46ZM46 195H45V196H46ZM64 195H65V194H64ZM67 195H68V194H67ZM69 195H70V194H69ZM74 195H75V194H74ZM97 195H98V194H97ZM99 195H100V194H99ZM117 195H116V198H117ZM136 195H137V194H136ZM136 195H135V196H136ZM164 195H165V193H164ZM182 195H183V194H182ZM191 195H193V194H191ZM191 195H189V196H191ZM26 196H27V195H26ZM79 196H80V195H78V198H79ZM92 196H93V195H92ZM95 196H96V195H95ZM119 196H120V195H119ZM132 196H133V195H131L130 198H133V197H134V196H133V197H132ZM137 196H138V195H137ZM137 196H136V197H137ZM147 196H149V195H147ZM157 196H158V195H157ZM162 196H163V195H162ZM162 196H160V197H162ZM193 196H195V195H193ZM199 196H200V195H199ZM201 196H202V195H201ZM203 196H204V195H203ZM203 196H202V197H203ZM238 196H239V195H238ZM243 196H240V198L243 197ZM251 196H252V195H250L249 197H251ZM93 197H94V196H93ZM96 197H97V196H96ZM96 197H94V198H96ZM98 197H99V196H98ZM114 197H115V196H114ZM114 197L112 196V200H113ZM125 197H126V196H125ZM136 197H134V198L136 199ZM155 197H156V196H155ZM169 197H170V198H169ZM217 197H218V196H217ZM244 197H243V198H244ZM247 197H248V196H247ZM249 197H248V199H251V198H249ZM254 197H255V196H254ZM30 198H31V197H30ZM58 198H59V197H58ZM72 198H73V197H72ZM72 198H71V199H72ZM80 198H81V197H80ZM94 198H93V200H94ZM101 198H102V196H101ZM118 198H119V197H118ZM118 198H117V199H118ZM128 198H129V197H128ZM128 198H126V199H128ZM167 198H168V199H167ZM184 198H185V200H186V199L188 198V196H187V198H186V197H184ZM184 198H183V200H184ZM196 198H197V197H196ZM199 198H200V197H199ZM212 198H213V197H211V200H210V199H209V200H210V201H214ZM221 198H222V199H221ZM240 198H239V199H240ZM243 198H242V199H243ZM73 199H74V198H73ZM76 199H77V198H76ZM90 199H91V198H90ZM90 199H89V200H90ZM103 199H104V198H103ZM121 199H122V198H121ZM126 199H125V202L127 201ZM144 199H145V197L143 198V200H142V198H140L139 201H142V202H143V201H146V199H145V200H144ZM166 199H167V200H166ZM177 199H178V198H177ZM189 199H190V198H189ZM189 199H188V200H189ZM197 199H198V198H197ZM197 199H196V201H197ZM214 199H215V198H214ZM95 200H96V199H95ZM108 200H109V199H108ZM114 200H116V199H114ZM131 200H132V204H133L134 201H133V199H130V201H131ZM147 200H148V199H147ZM180 200H181V198H180ZM185 200H184V201H185ZM199 200H200V199H198V201H199ZM243 200H244V202H243L242 200H241V201H242L244 204H245V201L247 202V203H246V206H247V204L249 205V202H248L249 200H247V199H243ZM6 201H7V200H6ZM71 201H73V200H71ZM90 201H91V200H90ZM90 201H89V203H90ZM116 201L118 202V200H116ZM136 201H138V200H136ZM148 201H149V200H148ZM181 201H182V200H181ZM190 201H191V199H190ZM193 201H195L194 198H193ZM198 201H197V202H198ZM206 201H207V200H206ZM235 201H237V200H235ZM8 202H9V199H8ZM102 202H103V201H102ZM107 202H108V201H107ZM113 202H114V201H113ZM113 202H111V204H109V205H112ZM117 202H116V203H117ZM127 202H128V201H127ZM142 202H139V203H142ZM161 202H162V201H161ZM164 202H163V204H164ZM169 202H168V203H169ZM179 202H180V201H179ZM182 202H183V201H182ZM200 202H201V200H200ZM202 202H203V198H202ZM202 202H201V203H202ZM91 203H92V206H93V202H91ZM94 203H95V201H94ZM116 203H114V204H116ZM123 203H124V202H122V203H117L116 205L113 204L114 206H109V208H110V207H114V212H113V213H114V215H113L114 217H113V219H111V217H112V216H110L111 214L109 215L107 212H105V213H107V214L110 216V220H108L109 218L107 219L108 215H107L106 219L109 221V223L112 222V224H110V225H112L113 227L116 226V225L121 221V219L123 218V217L121 216V213L124 212V210H125V209L128 207V205H129V204H128L127 207H126V206H124V205H126V204H123ZM129 203H131V202H129ZM148 203H149V202H148ZM166 203H167V202H166ZM168 203H167V204H168ZM174 203H175V202H174ZM174 203H173V204H174ZM183 203H184V202H183ZM183 203H182V204H183ZM201 203H200V207H201ZM207 203H209V202H207ZM5 204H6V203H4L3 205H5ZM7 204H9V203H7ZM12 204H13V203H12ZM163 204H162V205H163ZM176 204H177V203H176ZM176 204H175V205H176ZM182 204L180 205V206H181V210L185 213L184 210H185L186 208H185L184 210L182 209V207H184L185 204H184V206H183ZM192 204H193V202H192ZM198 204H199V203H198ZM198 204H196V205H198ZM70 205H71V204H70ZM75 205H76V204H75ZM89 205H90V204H89ZM141 205H143V203H142ZM162 205H161V206H162ZM164 205H165V204H164ZM164 205H163V206H164ZM168 205H169V204H168ZM175 205H174V206H175ZM212 205H213V204H212ZM251 205H252V204H251ZM254 205H255V204H254ZM5 206H6V205H5ZM10 206H11V205H10ZM10 206H9V207H10ZM84 206H86V205H84ZM92 206H88V208L90 209ZM95 206H96V205H95ZM95 206H93V207H95ZM131 206H132V205H131ZM138 206H139V205H138ZM161 206H160L159 209H161ZM165 206H166V205H165ZM165 206H164V207H165ZM169 206H170V205H169ZM193 206H195V205H193ZM206 206H207V205H206ZM255 206H256V205H255ZM9 207H8L7 209H9ZM60 207H61V205H60ZM69 207H70V206H69ZM69 207H68V208H69ZM96 207H97V206H96ZM99 207H100V206H99ZM129 207H130V206H129ZM153 207H155V206H153ZM156 207H157V201H156ZM156 207H155V208H156ZM195 207H196V206H195ZM198 207H199V206H198ZM204 207H205V206H204ZM210 207H211V209H212V211H213V208H212L211 204H210ZM233 207H234V206H233ZM235 207H236V206H235ZM2 208H3V207H2ZM11 208H12V207H11ZM15 208H16V207H15ZM77 208H79V207H77ZM88 208H87V210H88ZM138 208L141 209L140 207H138ZM146 208H147V207H146ZM162 208H163V207H162ZM174 208H175L174 211H173V208L171 209V211H173L172 213L170 212L171 214L168 213V214H170L168 217L164 218L163 220L161 219V220H159L158 222L156 221L157 219L155 220L156 222H155V221H151V222H153V223H151V224H152V227H153V225L157 223V224H156V225H157L156 228L159 229V230H160V228H162V229H166V230H167L169 224H170V225H173V226H172V229H170V230H173L172 233H170L171 231L168 230V234H166V235H167L166 237L168 238V237L171 236V235H175V236H177V237H181V238H184V237H185V238H188V240L186 241V244L183 243V244L186 245L185 247L181 245L182 248H180V247L178 248V246H180V245H177V242H176V241L174 242V240H173V241L171 240V241H168V242H167V241H165V242L163 241L164 244H163V243H160V244L157 243V246H155V244H153V242H152V241H154L153 238H155V237L152 238V236H151L152 239H150V236H148V235L151 234V233H150V231H151L150 228H151V227L147 228V226H146L145 228H140V227L142 226L141 223H140L141 226L138 227V225H137V226L135 227L134 224L132 225V224H130L131 222H129V224H128V223H127V224L124 223V224H122V226L124 227V225H125V226H129L130 228L133 227V228H131V229L133 230V231L131 230V232H129V231H130L129 227H128V228L126 227V229L124 228V230H127V229H128V230H127L128 232L125 231V232L128 233V235H129V233L134 234V233H135V232H134L135 230H137V231H136L137 233H138L139 231H141V233L139 232L140 234H137V233H136L137 236H136V234H135V236L138 238V240H137V239H136V240L133 239L134 242H135V241H138V242H135V243L130 244V240H126V241H122V240H120V241L118 242V244H117L114 248H111V247L104 248V249H103V253L106 254V255L110 254V255L114 256L113 258H117V257L119 258V255L122 256V255H126V254H127V255H129V256H128V259H127L126 264H138V263H141L142 260H146V259H150V260L152 259L153 261H155V262H159V263H160V261H164V262H165L166 260L164 259V256L168 257V256H170V253H172V252H175L174 255H175L176 253H179V252H180L182 256H181L180 253H179V256H181V257H179V260H178L179 262L176 260L177 262H175V263H174V262H171V263H172V264H192L191 262H192V260H193V256H197V255H196L197 253H196L195 255H193V256H192V254H190V253H191V252H190V251H191V248L194 246V244L196 245L197 242L200 240V238L202 239V237H203V239H205L204 236H205L206 232H208V230H210V228H211L212 225H215V226H219V225L222 226L223 224H224V225H225V224L227 225V221H228V223H229V221L232 220V219H231L232 217H231V218H229L230 220H227L226 222H225V220H223V221L225 222V223H224V222L221 220L222 218L219 220V219H217V217H213L212 215H210L212 218L210 217L211 219H209V222L202 223V222H204V221H202V222H200V225H198V223H197V224L195 223V222H199V221L197 220V218L199 219V218L203 217V214H206V213H204L205 210L208 209V208H204L205 210H203V208H202V209H199V208L197 209V208H195V209H193V210H190V209L192 208V207H191V208L189 209L190 211H189V210H186V211H189L188 214H187V212H186L185 214H187L186 216L189 218V220H193L192 218H196L197 221H195V219H194L193 222H194L195 224H194V223H193V224H194V225H198L199 228L197 229L195 226H194V227L191 226L190 229H189V231L191 230V228H193V231H194V228H195L196 230H195L194 232L191 231L192 234H190V232L187 230V229H188L187 226H186L187 229H185L183 226L181 227V225H180V226H179V225H176V223L174 222V221H177L178 219H180L181 216L183 217V215H184L183 212L181 213L180 211H178V208H176V206H175ZM7 209H6V210H7ZM20 209H21V208H20ZM61 209H62V207H61ZM63 209L65 210V208H63ZM72 209H74V208H72ZM84 209H85V208H84ZM84 209H83V210H84ZM99 209H100V208H99ZM110 209H111V208H110ZM176 209H177V210H176ZM211 209H209L208 211H211ZM214 209H215V208H214ZM222 209H223V208H222ZM222 209H221V210H222ZM11 210H12V209H11ZM17 210H18V209H17ZM75 210H76V207H75ZM77 210H79V209H77ZM90 210H91V209H90ZM90 210H89V212H90ZM92 210H93V208H92ZM92 210H91V211H92ZM95 210H96V209H95ZM95 210H94V211H95ZM132 210H133V209H132ZM146 210H147V209H146ZM161 210H162V209H161ZM223 210H225V209H223ZM227 210H228V209H227ZM248 210H249V209H248ZM61 211H62V210H61ZM70 211H73V210H70ZM112 211H113V208H112ZM137 211H139V210H137ZM212 211H211V212H212ZM214 211H215V210H214ZM214 211H213V212H214ZM217 211H218V210H217ZM217 211H216V212H217ZM225 211H226V210H225ZM228 211H229V210H228ZM262 211H264V210H262ZM1 212H2V209H1ZM19 212H20V211H19ZM38 212H39V211H38ZM38 212H37V213H38ZM40 212H41V211H40ZM42 212H44V211H42ZM63 212H64V211H63ZM66 212H68V211H66ZM73 212H74V211H73ZM80 212H81V211H80ZM139 212H141V210H140ZM139 212H132V213H131V216L134 217L133 219H135V218L137 219L138 217L140 218V214H141V213H139ZM164 212H165V211H164ZM166 212H167V211H166ZM221 212H223V211H221ZM226 212H227V211H226ZM256 212H258V211H256ZM259 212H260V211H259ZM5 213H6V212H5ZM97 213H99V211H98ZM160 213H161V212H160ZM208 213H209V212H208ZM224 213H225V212H224ZM262 213H263V212H262ZM6 214H7V213H6ZM39 214H40V215H43V214H41V213H39ZM39 214H37L36 216H38ZM45 214H47V213L44 212V216H41V217H44V218H45V216H46ZM48 214H49V213H48ZM50 214H51V213H50ZM67 214L71 215L70 213H67ZM82 214H83V213H82ZM99 214H100V213H99ZM2 215H3V214H2ZM2 215H0V216H2ZM58 215H60V214H58ZM69 215H68V216H69ZM91 215H92V214H91ZM101 215H102V214H101ZM101 215H98V216H101ZM5 216H6V215H5ZM14 216L16 217L17 215H14ZM18 216H19V215H18ZM47 216H48V215H47ZM60 216H61V215H60ZM2 217H3V216H2ZM8 217H9V216H8ZM19 217H20V216H19ZM41 217H40V218H41ZM58 217H59V216H58ZM96 217H97V216H96ZM220 217H221V215H220ZM227 217H228V216H227ZM250 217H251V216H250ZM250 217H249V218H250ZM253 217H254V216H253ZM255 217H256V216H255ZM37 218H38V217H37ZM61 218H62V217H61ZM94 218H95V217H94ZM131 218H132V217H131ZM139 218H138V219H139ZM141 218H142V217H141ZM188 218H187V220H188ZM225 218H226V216H225ZM238 218H239V217H238ZM17 219H18V217H17ZM41 219H42V218H41ZM58 219H59V218H58ZM185 219H186V217L183 219V221H184ZM223 219H224V218H223ZM241 219L244 221V220H245V217H244V219H243V218H241ZM251 219H253V218H251ZM10 220H12V218H11ZM38 220H40V219L38 218ZM55 220H56V219H55ZM95 220H96V219H95ZM107 220L104 222V219H103V221H99V223H97V224L95 225V227H94L93 225H92V226H93L95 229H97V228L100 229L99 227H101V226L104 227V225H107V224H106V223H108ZM142 220H143V219H142ZM200 220H201V219H200ZM203 220H205V219L203 218ZM235 220H236V218H235ZM239 220H240V219H239ZM248 220H249V219H248ZM253 220H254V219H253ZM263 220H264V219H263ZM40 221H44V219H42V220H40ZM48 221H50V220H48ZM48 221H44V224H46V222H48ZM61 221H62V220H61ZM63 221H65V220H63ZM185 221H186V220H185ZM237 221H238V219H237ZM243 221H242V228H243V227H245V229L248 228L246 225H243ZM11 222H12V221H11ZM11 222H8V223H11ZM102 222H103V223H102ZM133 222H134V221H133ZM136 222H137V221H136ZM171 222H174L175 224H174V223L171 224ZM189 222H190V221H189ZM230 222H231V221H230ZM235 222H236V221H235ZM262 222H264V221H262ZM1 223H2V222H1ZM13 223H14V222H13ZM57 223H58V222H56V221H54V220H53V221H50L48 227H49L50 229H51V228L53 229V228L61 227V226H58ZM59 223H60V221H59ZM89 223H90V222H89ZM143 223H144V222H143ZM201 223H202V224H201ZM231 223H233V225H234V221L231 222ZM231 223H229V224H231ZM245 223H246V222H245ZM3 224H4V223H3ZM3 224H0L1 227H3ZM15 224H16V223H15ZM41 224H42V223H41ZM60 224H61V223H60ZM63 224H64V222H63ZM146 224H147V222H146ZM151 224H149V225H151ZM181 224H182V223H181ZM188 224H189V223H187V221H186V225H188ZM193 224H192V225H193ZM259 224H260V223H259ZM11 225H13V224H11ZM39 225H40V224H39ZM39 225H38V226H39ZM119 225H120V224H119ZM149 225H148V226H149ZM175 225H176V226H175ZM190 225H191V222H190ZM231 225H232V224H231ZM247 225H248V223H247ZM254 225H255V222H254ZM40 226H41V225H40ZM64 226H65V225H64ZM108 226H109V224H108ZM174 226L176 227L175 230L173 229ZM93 227H92V230H93ZM103 227H102V228H103ZM113 227H110V228H107V229L113 230ZM134 227H135V228H134ZM154 227H155V226H154ZM154 227H153V228H154ZM170 227H171V226H170ZM188 227H189V226H188ZM224 227H225V226H224ZM224 227H223V229H224ZM253 227H254V226H253ZM256 227H258V226H256ZM256 227H255V228H256ZM260 227H261V226H260ZM49 228H48V230H49ZM116 228H118V227L116 226ZM156 228H155V231H156ZM213 228H214V227H213ZM219 228L222 229L221 227H219ZM225 228H226V227H225ZM250 228H251V227H250ZM250 228H249V229H250ZM46 229H47V228H46ZM61 229H62V228H61ZM74 229H75V228H74ZM98 229H97V230H98ZM105 229H106V228H105ZM107 229H106V230H107ZM220 229H219V230H220ZM227 229H228V228H227ZM256 229H257V228H256ZM37 230H38V229H37ZM86 230H87V229H86ZM86 230H85V231H86ZM217 230H218V228H217ZM219 230H218V231H219ZM229 230H231V228H230ZM76 231H78V230H75V231H71V232H69L68 235H67V236H68V237H67V240H68V238H69L70 240H72V241H73L75 244H77L78 246L81 245V244H85V245H86V244L88 243V244H89V249H90L91 252H92V251L95 249L94 247H96L95 242L93 241L94 243H92V241H90V239L92 238V237H91V233H92V232L89 231V230H87V231L84 232L83 234L78 235V232H77V234L75 233ZM98 231H99V230H98ZM169 231H170V232H169ZM246 231H247V230H246ZM246 231H245V232H246ZM46 232H47V231H46ZM106 232H107V231H106ZM132 232H134V233H132ZM152 232H154V231L152 230ZM209 232H210V231H209ZM233 232H234V231H232V233H233ZM236 232H237V231H236ZM238 232L241 233L242 231L240 230V231H238ZM238 232H237V233H238ZM42 233H43V232H42ZM66 233H67V232H66ZM121 233H122V232H121V230H120V234H121ZM155 233H156V232H155ZM161 233H162V231H161ZM166 233H167V231H166ZM210 233H211V232H210ZM215 233H216V232H215ZM240 233H239V234H240ZM243 233H244V232H243ZM63 234H64V233H63ZM97 234H98V233H97ZM125 234H126V233H125ZM125 234H124V235H125ZM163 234H164V232L162 233V236L164 237L165 234H164V235H163ZM188 234H190V235H188ZM213 234H214V233H213ZM213 234H211V235H213ZM234 234H235V233H234ZM248 234H249V233H248ZM47 235H48V234H47ZM122 235H123V234H122ZM126 235H127V234H126ZM126 235L124 236V237H126L125 239H129V238L127 237L128 235H127V236H126ZM241 235H242V234H241ZM243 235H244V234H243ZM245 235H246V233H245ZM250 235H252V234H250ZM61 236H62V235H61ZM129 236H130V235H129ZM132 236H133V238H134V235H132ZM132 236H130V237H132ZM153 236H154V235H153ZM155 236H157V235L155 234ZM218 236H219V235H218ZM246 236H248V235H246ZM90 237H91V238H90ZM100 237H101V236H100ZM166 237H165V238H166ZM251 237H252V236H251ZM233 238H234V237H233ZM98 239H99V238H98ZM114 239H115V238H114ZM168 239H170V238H168ZM172 239H173V238H172ZM174 239H175V238H174ZM234 239H235V238H234ZM99 240H100V239H99ZM161 240H163V239H161ZM251 240H252V239H251ZM259 240H260V239H259ZM156 241H157V240H156ZM39 242L41 243V241H39ZM97 242H98V241H97ZM100 242H101V241H100ZM166 242H167V243H166ZM183 242H185V241L183 240ZM255 242H256V241L253 239L252 242H250V243H251V245H252V244L255 243ZM32 243H33V242H32ZM43 243H44V242H43ZM58 243H59V242H58ZM74 243H72V244H74ZM105 243H106V242H105ZM181 243H182V242H180V244H181ZM256 243H257V242H256ZM259 243H260V242H259ZM33 244H34V245H33ZM33 244H32L33 246L31 247L32 250H30L31 252H33L34 250L36 251L38 248L40 249V247H41V248L43 247V246H40L41 244L36 243V242H34ZM47 244H48V243H47ZM94 244H95V245H94ZM166 244H167V246H166ZM178 244H179V243H178ZM202 244L205 245V247H208V246L210 245V244H209V245L206 246V244H208V243L204 244V242H203ZM217 244H218V243H217ZM224 244H225V243H224ZM224 244H222V245L225 246ZM43 245L45 246V244H43ZM104 245H105V244H104ZM214 245H215V244H214ZM253 245H254V244H253ZM256 245H258V244H256ZM102 246H103V245H102ZM220 246H221V245H220ZM14 247H15V246H14ZM45 247H46V246H45ZM64 247H65V246H64ZM112 247H113V246H112ZM210 247H212V246H209V247L207 248V251L209 250ZM215 248H216V249H219V245H217V246L215 245ZM221 248H222V247H221ZM226 248H227V246H226ZM29 249H30V248H29ZM197 249H198V248H197ZM197 249H196V250H197ZM200 249H201V248H200ZM210 249H211V248H210ZM253 249H254V247H253ZM60 250H61V249H60ZM66 250H67V249H66ZM80 250H82V249H80ZM146 250H149L150 253H149V252L146 253V252H145ZM193 250H195V248H194ZM222 250L226 251L225 248L222 249ZM17 251H18V250H17ZM28 251H29V250H28ZM48 251H49V250H48ZM61 251H62V250H61ZM78 251H79V250H76L75 252H72V253H69V252H68L69 254H67L66 258H64V261H66L65 264H89V262L91 263L92 260L90 261V259H91L92 254H90V252H89V255H91L90 257H89V255H88L86 258H83L82 253H81L82 251H81V252H78ZM165 251H166V252H165ZM178 251H179V252H178ZM224 251H223V252H224ZM245 251H246V250H244V252H245ZM249 251H250V249H249ZM256 251H257V250H256ZM256 251H254V252L256 253ZM31 252H29V253H31ZM50 252H52V250H51ZM95 252H96V251H95ZM144 252H145V253H144ZM214 252H216V251H214ZM27 253H28V252H27ZM29 253H28V254H29ZM46 253H47V254H50L49 252H46ZM60 253H61V252L57 253L56 255H59ZM93 253H94V252H93ZM107 253H108V254H107ZM164 253H167V255H164ZM241 253H242V252H241ZM25 254H26V253H25ZM25 254H24V256H25ZM28 254H27V255H28ZM34 254H36V253H34ZM42 254H43V253H42ZM52 254L54 255V252H52ZM87 254H88V253H87ZM104 254H103V255H104ZM209 254H211V253H209ZM212 254H213V253H212ZM212 254H211V255H212ZM214 254H215V253H214ZM222 254H223V253H222ZM237 254H238V253H237ZM239 254H240V253H239ZM243 254H244V253H243ZM252 254H253V252H252ZM2 255H3V254H2ZM2 255H1V256H2ZM31 255H32V254H31ZM31 255L29 256V259H28V257H27V258H26V257H20V258H18L19 256H21V255L18 254V257H17L18 259L14 257L15 260H12V259L9 260V259H7V262L9 261L8 264H9L10 262H11L12 264H35L36 262L40 261V260H37V261H36V258H33V259H35V263H34V261H32L31 258H30V257H32ZM36 255H37V254H36ZM36 255H34V256H36ZM96 255H97V254H96ZM177 255H178V254H177ZM189 255H191L192 258H190ZM198 255H199V254H198ZM211 255H209V256L207 255V257H206V256L203 254L202 258H204V259H203L201 262H200V260H201V256H200V257L197 256V257L200 259L199 262H200L201 264H215L216 262H215L214 259H213L215 256L212 257ZM215 255H216V254H215ZM247 255H248V254H247ZM253 255H255V254H253ZM253 255H252V256H253ZM15 256H16V255H15ZM37 256H38V255H37ZM46 256H48V255H45V257H46ZM220 256H221V255H220ZM239 256L241 257V255H239ZM239 256H238V257H239ZM8 257H9V256H8ZM49 257H50V256H49ZM129 257H130V258H129ZM156 257L158 258V260H157ZM174 257H175V256H174ZM197 257H196V258H197ZM216 257H217V255H216ZM0 258H1V257H0ZM2 258H5V257L2 256ZM6 258H7V256H6ZM6 258H5V260H6ZM10 258H11V257H10ZM57 258H58V257H57ZM172 258H173V257H172ZM218 258L220 259L219 256H218ZM223 258H224V255H223ZM44 259H45V258H44ZM44 259L42 260V262H41L40 264H54V263H52V262H55V261H56V259H55L54 261H52V260L50 261V259L47 258V257H46L45 260H44ZM47 259H48V260H47ZM60 259H61V258H59V260H60ZM111 259H112V258H111ZM242 259H243V258H242ZM247 259H248V256H247ZM254 259H255V258H254ZM5 260H4V261H5ZM170 260H173V259H170ZM216 260H218V259H216ZM220 260H221V259H220ZM220 260H219V261H220ZM226 260L229 261L228 263L226 262V264H234L232 259H230V260L226 259ZM237 260H238V258H237ZM248 260H251V258L248 259ZM1 261H3V259H1ZM112 261H113V260H112ZM174 261H175V260H174ZM196 261H197V260H196ZM196 261H195V262H196ZM219 261H218V262H219ZM222 261H223V260H222ZM238 261L240 262L241 260H238ZM57 262H58V261H57ZM116 262H117V261H116ZM147 262H148V261H147ZM149 262H150V261H149ZM234 262H235V261H234ZM5 263H6V262H5ZM113 263H114V261H113ZM153 263H154V262H153ZM171 263H170V264H171ZM193 263H194V262H193ZM221 263H222V262H221ZM55 264H56V263H55ZM107 264H110V263H107ZM143 264H144V263H143ZM157 264H158V263H157ZM161 264H162V263H161ZM194 264H195V263H194ZM198 264H199V263H198ZM216 264H217V263H216ZM218 264H219V263H218ZM235 264H238V262L236 261Z\"/></svg>",
    "mask_w": 264,
    "mask_h": 264
}]
</instances>
